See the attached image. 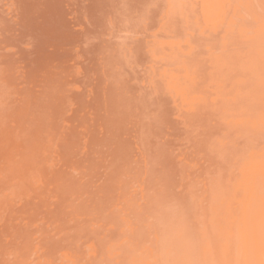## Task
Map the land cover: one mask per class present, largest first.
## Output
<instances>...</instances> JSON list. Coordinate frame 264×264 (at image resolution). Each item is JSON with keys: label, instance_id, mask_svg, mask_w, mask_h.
Here are the masks:
<instances>
[{"label": "rangeland", "instance_id": "rangeland-1", "mask_svg": "<svg viewBox=\"0 0 264 264\" xmlns=\"http://www.w3.org/2000/svg\"><path fill=\"white\" fill-rule=\"evenodd\" d=\"M28 1H32L33 3L30 2V4H29ZM28 1L27 0H0V6H1V8H0V28L2 29V30L0 29V39L2 40V42L0 41V48L4 50L3 51L0 49L1 50L0 51V264H30V263L31 264H57V263L58 264H91L92 262H94L95 264H97V263H99V264H110V263L111 264H141V261L143 264H147V263L148 264H156V262L158 264H161L165 259H166L165 264L167 262H168L167 264H169V263L170 264H177V259L179 260L178 264H180V263L181 264H187L188 262H189L188 264H192V262L194 264L195 263L201 264L202 262H204V264H208V263L212 264V262L214 264H232V263H234V264H236V263L237 264H250V260H251V262L253 260H255L254 262H252V264H264V232H263L264 229H261V228H264V226H261V224L264 225V221H263L264 220V213H263V211H264V193H263L264 192V183H263L264 182V172H263L264 171V165H260L264 161V160L262 161V158H261V157H263V154H264V152L263 153L261 152L262 150H264L263 149L264 140H262V139H264V135L262 137V134L258 133V132H262L264 134V109H263L264 106H262V104L264 103V99H263L264 98V96H263L264 95V92H263L264 91V89H263V86H264L263 85V83H264V43L262 45L260 44L264 40V28H263L264 27V0H259V1L258 0H247V2H244L246 0H244V1L243 0L242 1L241 0H238V1L235 0L236 2L234 0H220V1L219 0H217V1L216 0H166L167 2L165 0H160V1L159 0H132L134 2H131L129 0H123V1H126L127 4H125V2H122V0H119V1L116 0V6L115 7H114L115 0H111V1L110 0H103V1H105L104 4H103V1H101V0H97V3H96V0H94L95 1L94 5H93V0H91V1L90 0H83V1L82 0H37V1L36 0H28ZM89 1L92 3H90ZM108 1H109V3H108L109 5H106V3ZM137 1H139V2H137ZM162 1H164V2H162ZM224 1L226 3H224ZM86 2H88V3H86ZM99 2L103 5V7L101 6V4L100 5L98 4ZM119 2H120V4H119ZM141 2H143V4H141ZM182 2L184 5L182 4ZM240 2H241V4H240ZM254 2L255 3L259 2V3H256V7L254 5ZM43 3H44V5H43ZM78 3L79 4L81 3L80 5H82V6L79 7L80 5ZM82 3L87 4V6L90 3V5L88 6V9H85V8H87V7H85L86 5L82 4ZM34 4H36V5H34ZM164 4H165V6H164ZM227 4H228V7H227ZM233 4H235V5H233ZM237 4H240L242 7H240L238 5L237 6L238 8H236ZM242 4H244V5H242ZM19 5H21V6H19ZM29 5H31V6H29ZM51 5H53V6L50 7ZM92 5L94 7H95V5L98 7H95V9L93 10ZM124 5L127 8H125ZM193 5H195V6H193ZM41 6H43L44 9ZM58 6H59V9H58ZM99 6L102 7V9ZM155 6H156V8H155ZM212 6L213 7L215 6L214 7L215 9ZM233 6L236 9H234ZM25 7L26 8L28 7V8L23 9L24 11H22V8H25ZM30 7H32L34 9V11ZM243 7L245 8L244 11H242ZM45 8H47V9H45ZM51 8H53V10ZM89 8L91 9V11L92 10L94 11V12L92 11L93 13L96 12V9L97 10L99 9L96 12V14H94V16L96 15L97 18L100 17L99 20H97L96 17L93 18L94 21L92 20V17H94V16L91 15L93 13L90 12ZM104 8L107 10L105 12V13H107V15L101 14V13H104V11H105ZM115 8H116V10H115ZM142 8H143V10H142ZM209 8L210 9L212 8L213 10L211 9V11H210ZM239 8H240V10H239ZM257 8H259V9H257ZM125 9H126V12H125ZM47 10H48V12H46ZM49 10H52V11H49ZM80 10L83 12V14ZM86 10H88V11H86ZM109 10H110V13H109ZM122 10H123V12H125V14L122 12ZM181 10H183V11H181ZM257 10H258V12H257ZM259 10H261V11H259ZM18 11L20 12V14H21V12H23V13L20 15L18 13ZM58 11L60 12L61 15L59 14ZM130 11H131V14H130ZM164 11H166V12H164ZM241 11L243 13H241ZM31 12L33 13L34 17H33ZM45 12L47 14H45ZM51 12L53 13V15L51 14ZM88 12L91 13L90 14L91 20L94 22L92 24L93 26H91V23H90V16L87 15ZM121 12H122V14H121ZM208 12H210L212 14L209 15ZM48 13L51 14L52 16H49ZM116 13L118 15L114 16ZM205 13H207L208 15L207 14L205 15ZM249 13H251V14H249ZM238 14H240V15H238ZM119 15H121V16L118 17ZM146 15H148V16H146ZM247 15H248V17H247ZM19 16H21V17H19ZM38 16L40 18L43 16V18L39 19ZM55 16H58L59 19L56 18ZM122 16H123V18H125V20L127 19V17L128 18L134 17V18L127 19L126 20L127 22L130 21V23H128V25H127V24H125V22H126L125 20H124L125 22L122 21V19H123ZM217 16H219V17L217 18ZM229 16H230V18H229ZM234 16L235 17L238 16V17L235 19ZM51 17H53V18H51ZM88 17H89V20H88ZM116 17H118V18H116ZM140 17L141 18L143 17L142 20ZM244 17H245V20H247V21L244 20ZM5 18H7V19H5ZM79 18H80V21H79ZM160 18H161V20H160ZM231 18L233 20H230ZM240 18L242 19V21ZM252 18H254V19H252ZM50 19H52L51 22H50ZM118 19L120 20V22ZM135 19H136V21H135ZM223 19H224L225 23L223 22ZM45 20H48V22ZM54 20H55V22H54ZM95 20H97L98 24H96ZM213 20H215L216 22ZM43 21H44V24H43ZM232 21H234V22L236 21V22L232 23ZM237 21L239 23H237ZM259 21H260V23H259ZM33 22H34V24H33ZM49 22H50V24L52 23L51 25L53 27H51L49 25ZM53 22L55 24L57 22V24L55 25ZM137 22L139 24H137ZM249 22H252V25L249 24ZM6 23H8V25ZM38 23H39V25H40V23H42V24L40 26H38ZM45 23H46V25H45ZM214 23L217 25H215ZM219 23L221 25H219ZM245 23H247L248 25ZM30 24H31V26H30ZM35 24H36V26H35ZM53 24L55 25V28H54ZM95 24L96 25L100 24L101 26H103V28L100 25L98 28V26H96ZM116 24L117 25L119 24L120 27L117 26ZM226 24H228V27ZM233 24L234 25L236 24V25L234 26ZM135 25H136V27H135ZM258 25L259 26L261 25L262 27L261 26L259 27ZM45 26H48L49 29ZM90 26H91V28H90ZM94 26L97 27L98 29L94 28ZM121 26H123L124 28ZM127 26L128 27L130 26L129 28H131L133 26V28H131L130 31H128L129 28ZM206 26H208V27H206ZM231 26L234 27V29H232ZM240 26H242V27H240ZM248 26H249V28H248ZM253 26H255V28ZM33 27H34V29H33ZM125 27H126V29H125ZM140 27H141V29H140ZM223 27H224V29L226 27L227 28L224 30ZM121 28H123V29H121ZM210 28H212V30ZM228 28H231V30H229ZM241 28L243 29V31L245 29H247L244 32H247L248 30L250 32L248 31L247 33L244 34V32L242 31ZM40 29L41 30L44 29V31H41ZM87 29L89 31H87ZM90 29H92V30H90ZM104 29L106 30V32ZM251 29L253 32L251 31ZM255 29H256V32L254 31ZM35 30H38V31H35ZM69 30L70 31L72 30L71 31L72 33ZM93 30H95V31L97 30L96 33ZM123 30H125L124 33H122ZM126 30H127V32H126ZM215 30H217V31H215ZM236 30L241 31V34H243V36H241V34L239 35L238 33H240V32H238ZM61 31L63 34H65V33L66 34L65 35L61 34ZM229 31H230V33L233 32V34H232L233 36L230 34L228 35ZM120 32H121V35H120ZM47 33H50V34L48 35ZM114 33H116V34H114ZM249 33H251L252 35L251 34L249 35ZM42 34L45 35V37L50 38V40H46L44 42L45 37L41 36ZM46 34H47V36H46ZM117 34H119L118 35L119 38H117ZM136 34H137V36H134ZM256 34H259V35L257 36ZM100 35H102V36H100ZM124 35H126V36H124ZM130 35H131V37H130ZM246 35H249V36L247 37ZM121 36H123L124 38L126 37V38L124 39ZM33 37H35L34 38L35 40L33 39ZM36 37H38V38H36ZM43 37H44V39H43ZM120 37L122 39H120ZM243 37H245V38H243ZM51 38L53 39L52 41H51ZM54 38L59 40V41L56 40L57 42H55ZM130 38L132 41H130ZM132 38H135V39H132ZM242 38L244 40H242ZM38 39L43 43L39 42ZM42 39H43V41H42ZM160 39H161V42H160ZM220 39H221V41H220ZM8 40H9V43H8ZM93 40H94V42H93ZM124 40H125V42H124ZM229 40L231 41L232 44L230 43ZM248 40H249V42H248ZM153 41L156 43H154ZM95 42H97V43H95ZM128 42H131V43H128ZM242 42H245L248 45L252 43L254 45V47L252 48L251 45H249V47H247L248 45L245 43H242ZM42 44H44V45H42ZM97 44H99V46H97ZM162 44H164V45H162ZM39 45H40V47H39ZM46 45H48L50 48ZM153 45H154V47H153ZM156 45H157V47H156ZM259 45H261V46H259ZM95 46L97 49H94ZM110 46H112V47H110ZM131 46H132V48H131ZM262 46H263V48H262ZM92 48H93V50H92ZM128 48H130V49H128ZM151 48L153 51L152 50L150 51ZM246 48H248V49H246ZM90 49L93 51V53H90V51H91ZM120 49L122 51H120ZM139 49H140V51H139ZM154 49H155V52H154ZM257 49H258V51H257ZM259 49L262 51H259ZM184 50H185V52H184ZM188 50H190V51H188ZM217 50H219V51H217ZM223 50H226V51H223ZM94 52H95V56H96L97 60L95 59V56L93 55ZM151 52H154V53H151ZM208 52H210V53H208ZM223 52L224 53L226 52V53L224 54ZM3 53H5V54H3ZM139 53H140L141 57H140ZM23 54H24V57H23ZM82 54H83V56H82ZM117 54H118V56H117ZM162 54H163V57H162ZM126 55H127L126 59H129L128 61L125 59ZM213 55H215V56H213ZM63 56L64 57L67 56V57L64 58ZM69 56H71V57L69 58ZM85 56H87V57H85ZM176 56H177V58H176ZM216 56H217V58H216ZM15 57H18V58H15ZM132 57H134V58H132ZM219 57H220V60H219ZM38 58H39V60H38ZM123 58L125 61H123ZM120 59L122 62H119ZM216 59H218V60H216ZM222 60H223V62H222ZM1 61H3V62L1 63ZM79 61H81V62H79ZM135 61H138V62H135ZM209 61H211V62H209ZM11 62H13V63H11ZM89 62H91V63H89ZM124 62H126V63H124ZM196 62L198 63V65ZM221 62H222V64H221ZM229 62H231L232 64ZM42 63H43V65H42ZM127 63H129V64H127ZM165 63H167V64H165ZM219 63H220V65H219ZM120 64H121V66H120ZM36 65L39 67H37ZM130 65H131V68H130ZM148 65H149V67H148ZM188 65H190V66H188ZM215 65H218V66L216 67ZM241 65H243V66H241ZM93 66H94V69H93ZM126 66H127V68H126ZM224 66H225V68H224ZM239 66H240V68H239ZM241 67H243V68H241ZM246 67H248V68H246ZM166 68H167V70H166ZM180 68H181V70H180ZM182 68H184L185 71H183L184 69H182ZM189 68L190 69L192 68V70H190ZM79 69H80V71H79ZM218 69H220V71ZM33 70L35 73L33 72ZM39 70L41 71L40 73H39ZM116 70H118V71H116ZM124 70H126V71L124 72ZM129 70L133 71V73ZM229 70H230V72H229ZM210 71H211V73H210ZM113 72H116V73H113ZM210 74L212 75V77L213 76L214 77L211 78ZM215 74L218 78L215 76ZM180 75H182V76H180ZM244 76H245V78H244ZM257 77L260 78L261 80L257 79ZM33 78H34V80H33ZM229 78H231V79L229 80ZM212 80H214V81H212ZM233 80L235 82L237 81L238 84L234 83ZM238 81L242 82V84H240ZM261 81H262V83H261ZM152 82L155 85H152ZM211 83L216 84L215 85L216 87H214V85ZM209 84H211V85H209ZM223 84H224V86H223ZM232 84H233V86H232ZM237 85L240 88H238ZM258 85H260V86H258ZM76 87H78V88H76ZM79 88H80V90H79ZM212 88L214 90H212ZM229 88H231L232 90ZM237 88H238V90H237ZM75 89H77V90H75ZM245 90H247V91H245ZM187 92L189 93V95L186 94ZM233 92H234V94H236V96L238 93V96H237L238 100L233 99V98H235V95H234V97H231V95L233 96ZM240 92H241V94H240ZM242 92H244V93L248 92V94L246 95V93H245V95H244V93H242ZM179 93H180V95H178ZM156 94H157V96H156ZM242 94H243V97L240 96ZM256 94H257V98L255 97ZM261 95H262V97H261ZM186 96H188V97H186ZM195 96H197V97H195ZM220 96H222L221 97L222 99L220 98ZM253 96H254V99L256 98V100L252 99ZM228 97L229 98L231 97L230 98L231 100H229ZM195 98H196V100H195ZM241 99H243V100H241ZM244 99L246 100V102L244 101ZM235 100H236V102H235ZM212 101L214 104L212 103ZM232 101H234V103ZM76 102H78V103L76 104ZM247 102H250V103H247ZM203 104H205V105H203ZM223 104H226V105L224 106ZM228 104H229V106H227ZM239 105H240V107H239ZM246 105L248 108L247 111L244 109V107L246 108ZM256 105H257V107H256ZM204 106H205V108H204ZM241 106H242V108H241ZM250 106H252V107H250ZM217 108L221 109V110H218ZM239 108H241L242 111ZM249 108L251 109V111ZM256 108H257V111H256ZM231 109H233V110L239 109V111L235 112L232 110L233 112H231ZM258 109H259V112H258ZM144 110H146V111H144ZM252 110H253V113L259 115L257 117V119H256L255 115H253L255 117V119L252 116V114H253ZM213 111L214 112L220 111V112L214 113ZM226 111H228L230 113L228 114V112H226ZM224 112H226L225 115L223 114ZM240 112H241V114H240ZM243 112H245L246 114L242 115ZM237 113H239V114L236 116L239 118L234 117L235 114H237ZM250 113H251V115H250ZM152 115H153V117L154 116L155 117L152 118ZM229 115L230 116L233 115L231 118H236V120L235 119L231 120V118L229 119V117H228ZM249 115L252 117L249 118ZM218 116L220 117L219 120H218ZM241 116H243V117H241ZM9 117H10V119H9ZM224 117H227L226 118L227 120H225ZM143 118L145 121L143 120ZM145 118H147V119H145ZM251 118L254 119V122ZM239 119H241V120H239ZM9 120L11 122H9ZM222 120L223 121L225 120L224 121V122H226L225 125H224V122H223V124H221ZM249 120H250V123L248 122ZM232 121H234L233 126H232ZM229 122L231 124H229ZM73 123H75V124H73ZM238 124H240L241 127ZM261 124L263 127L261 126ZM199 125H200V127H199ZM121 126H123V128ZM232 127H234V128H232ZM243 127L246 129H242ZM154 128H155V130H154ZM239 128L241 131H238ZM248 128H249V130H248ZM254 128H255V130H254ZM229 129H230V131H229ZM222 130H224V131H222ZM243 130L248 131L249 132L248 134H250L252 132V134H250L251 136H248V134H246L247 132L243 131ZM101 131H102V133H101ZM222 132L227 133V134H223ZM241 132H244L243 134H246V136L242 135ZM238 133L241 134V137ZM192 134H194V135H192ZM229 134H230V136H229ZM234 134H235V136H234ZM256 134L257 135L259 134V139H257L258 136H256ZM222 135H224V136L227 135V136H225V138H224ZM216 136H217V138L219 137L220 138L219 140H221V141L216 140V143L219 141L218 142L219 144L218 143L212 144V143H215L214 142L215 140L213 139V137L215 138ZM237 136H239L240 138L237 139ZM135 137H136V139H135ZM200 137H202V138H200ZM222 137L224 139H222ZM229 137L232 139L229 140ZM233 137L234 138L236 137V140L233 139ZM242 137H244V138H242ZM246 137L251 138L255 143L259 142L260 145L259 144L253 145L254 142L253 143L250 142L251 145L245 144V142H247V141H245L247 139ZM227 138H228V140H227ZM251 139H247V140L252 141ZM225 140L228 141V143H230L234 147H232L231 145H227V142H225ZM234 140L236 141V143ZM238 140H240V141H238ZM242 140H244V141H242ZM259 140H262L263 142L259 141ZM138 141H140V142H138ZM230 141H232V142H230ZM210 142H211V144H210ZM220 142H221V144H220ZM233 143H235L236 145H233ZM222 144H223V148H221ZM241 144L245 145V146H242ZM248 144H249V142H248ZM261 144L263 145V147ZM219 146H221L220 149H219ZM236 146L240 147V148H237ZM248 146H250V147L248 148ZM254 146H258L259 148L254 147ZM210 147H211V149H210ZM233 148H235L237 151ZM242 148H244V150H245V148H248V150L250 148H251L250 150H252V148H253L254 150H252V151L249 150L250 152L246 150L247 154L245 152H244L245 154L244 153L241 154L244 151ZM256 148H258V149H256ZM214 150H215V152L217 151V153H219V154L221 152L223 154V152H224L225 155L222 156V155H218L217 153L215 154ZM219 150H221V151H219ZM227 150H228V152H227ZM232 150H234V152ZM255 150H256V152H255ZM258 150H260V152ZM211 151H213V152H211ZM257 151H258V153H257ZM251 152H252V154H250ZM211 153H213V154H211ZM248 153H249V155H248ZM231 154L236 155L234 157L235 159L237 157H239V155H240V157L245 155L242 158L243 160L241 159V162L244 161L243 166L246 165L244 167V169H243V166L241 165L243 163H241V162L239 163L240 159L237 158L238 159L237 160L238 162H237L236 160H234L233 155H231ZM256 154L260 155V158ZM217 155L220 156V158L223 157V159L222 158L220 159ZM226 155H227V157H226ZM251 155H252V157H251ZM253 155L254 156L256 155V156L254 157ZM257 157L259 159V160L257 159L259 162L256 160ZM227 158H230V160ZM250 158H255V160H256L255 163H257V165L254 163L255 160L254 159L250 160ZM68 159H69V161H68ZM263 159H264V157H263ZM223 160H226V162ZM233 160H234V164L236 162L238 163V164L236 163L237 165L235 164L236 165V167L234 166L235 168H233V166H232L233 164H231V162H233ZM260 160L262 162H260ZM228 161H229V164H228ZM193 163H195V164L192 165ZM247 163H248V165H247ZM249 164L252 166L250 167ZM258 164L260 165V167ZM262 164H264V163H262ZM204 165H205V167H204ZM61 166H62V168H61ZM231 166H232V170H231L232 172L229 171L231 168L229 170H227ZM238 166H241V169H240V167L237 169ZM257 166H258V168H257ZM248 167L250 170H247ZM210 168L212 171L210 170ZM253 168H255V169H253ZM224 169H226V170H224ZM258 169H259V171H258ZM238 170L241 171V174H240V172H238ZM159 172H162V174ZM216 172H221L222 177H219L221 175V173H219L220 174L219 175ZM215 174H217L219 179H221V182L220 181L218 182L219 184L217 183V181L219 179L217 178V176H214ZM209 175H210V177H209ZM149 176H150V178H148ZM228 176L230 178L229 179L230 182L227 178ZM235 176H237L238 178ZM187 177L189 179H187ZM233 177H234L235 182L237 184L234 182ZM208 178L209 179L211 178L212 181L208 180ZM236 178H237V180H236ZM256 178H257V181H256ZM180 179H182V180H180ZM259 179H260V181H258ZM167 180H169V181H167ZM213 180L214 181L216 180V181L214 182ZM240 180H242V182ZM245 180H246V182H245ZM261 180L263 182H261ZM232 181L236 187H234V185H232L233 184ZM199 182H201V183H199ZM224 182L228 183V184L225 183L226 185H228V187L224 184ZM259 182H261L260 183L261 185H259ZM212 183H217V185L214 184L217 186V188L215 186L214 189H218L221 185L223 189L225 188L224 192L227 188H228L227 190L231 191L230 189L233 187L232 193H235V195L234 194H233V196H232V194L230 195L231 192H229V191L227 192V190L225 193H221V192H223V190H221V187L219 188L220 190H217L218 192L215 191L213 189L214 185ZM207 184L208 185L212 184L213 186L210 185L211 190L213 189L214 192H217L219 194L217 195V193H214V192H212L214 195L212 193L210 194L209 193L210 187H207L208 186ZM195 185H196V187H195ZM229 185H231V187ZM157 186H158V188H157ZM141 187L142 188L144 187V188L141 189ZM256 187H257V190H256ZM130 189H131V191H130ZM136 189H138V190H136ZM199 189L204 190V191H201ZM233 189H235V190H233ZM160 190H161V192H160ZM238 190H240V191L238 192ZM259 190L260 191L263 190V191L260 192ZM147 191H149L150 193H148ZM234 191H236V192H234ZM245 192L246 193L249 192V193L244 195ZM203 193H204V195H202ZM228 193L230 196L227 195ZM256 193H257V196H256ZM220 194H222L223 197H226V198L222 197L223 204L220 202L224 208L227 205L226 210L223 207H222L223 208L222 209L221 206L219 207L220 203L217 202V201H219L217 199H220V201H221ZM262 194H263V196H262ZM201 195H202V197H201ZM211 195H213L212 201L214 200L213 198H216L215 202L210 201ZM147 196L150 199H148ZM156 196L158 197V199L160 197H162V198H160L158 200ZM166 196H168L167 197L168 199L166 198ZM217 197H219V198H217ZM237 197L240 200H238ZM258 197H260V198H258ZM144 198H146L147 200H145ZM227 198H228V200H226ZM242 198L246 199V200H242ZM197 199H200V200H197ZM223 199H225L227 202V204L225 206H224V200ZM248 199H250L251 201L249 202ZM260 199L262 201L261 202L262 206L259 205ZM138 201H139V203H138ZM169 201H170V204H172L171 202L174 201L172 204L173 207L176 204V207L173 208L174 212H175L177 205H178V208L180 209L179 213H177L178 215L176 213L175 214L172 213V215L170 213H165V211L167 212L166 209H165V211L163 210L165 214H162V212H161L162 209H160V208H162L164 205L167 206V209L168 208L170 209L169 206H171V205L168 204ZM199 201H200V203H199ZM209 201L212 203H208ZM230 201H232V202H230ZM246 201H248L251 205L253 204L252 206L254 209L252 208V206H250V204H246L247 203ZM175 202H177V203H175ZM204 202H207V203L203 205ZM238 202L240 204H243L242 206L245 209H243V207L238 205ZM256 202H257V204H254ZM130 203H131V205H130ZM154 203H155V206H154ZM236 203H237V206H236ZM138 204H139V206H138ZM181 204H182V206H181ZM208 204H210V205H208ZM188 205L191 207H189ZM211 205H213V207ZM215 205H217V206H215ZM165 206H164V208H166ZM233 206L235 208H233ZM257 207L258 208L260 207V208L258 209ZM262 207H263V210H262ZM182 208L183 209L185 208L186 211L183 210ZM236 208H238V210L240 208V210L237 211L238 212L237 215H236ZM138 209L140 210V212L138 211ZM159 209H160V211H159ZM181 209H182V211H181ZM173 210H171V211H173ZM227 210H229V212H228L229 214L231 213L230 216L233 215V213L235 212L234 213L235 215L233 216L234 219L232 218V216L229 217ZM247 210H248V214L246 213ZM168 211L170 212V210H168ZM180 211H181V213H180ZM198 211H199V213H198ZM217 211H218V213H220V215L216 213ZM221 211L223 213L225 211L223 216L221 214L222 213ZM230 211H232L233 213ZM249 211L251 212L252 215L249 213ZM255 211H257V212H255ZM182 212H184V213H182ZM211 212H213L212 215H210ZM253 212H254V214H253ZM140 213H141V215H140ZM157 213L158 214L161 213V215H158ZM215 213L217 214V217H213L214 215L216 216ZM261 213L263 215H261ZM153 214H154V216H153ZM169 214L172 217H176V218L173 219L171 216H169ZM173 214L177 215V216H174ZM182 214L185 215L184 216L185 218H183V219H182V216H183ZM190 214H191V216H190ZM255 214H256V216H255ZM138 215H140V216H138ZM155 215H157L159 217L158 220H160V222L155 221L157 219L156 218L157 216L155 217ZM179 215H181V216H179ZM203 215H205V216H203ZM209 215L211 218L209 217ZM218 215H219V219H221V218H224V219L217 221ZM224 215H225V217H224ZM226 215H228V216H226ZM200 216L202 217V220H201ZM245 216L247 217V219L248 218L249 219L247 220ZM257 216H258V218H257ZM260 216H263V217L260 218ZM57 217H58V219H57ZM154 217H155V219H153ZM163 217H165L167 219V221ZM169 217H170V219H168ZM177 217L181 218L180 220H182L183 224H182V222L178 221L179 218L177 219ZM241 217H243V219ZM254 217H256V218H254ZM130 218L133 220V222ZM149 218H150V220H149ZM162 218L164 219V223H167L170 220L167 223V226L169 228H167L166 225H164L165 228H163L161 226V224L163 225V222H162L163 219ZM212 218H214L215 220ZM225 218H228V219H225ZM239 218H240V220H239ZM146 219H148L147 221H148L149 225H148ZM192 219H194V220H192ZM209 219L211 220L210 222L215 221L216 225L213 224L214 222L210 223ZM230 219L233 221L232 227L234 225L236 226L235 229H234L235 226L233 228H231V226L228 224ZM236 219H237V221L239 220L241 224L239 222H235ZM255 219L257 220V222H255L256 221ZM196 220H199V221H196ZM223 220L225 222L221 223V221H223ZM243 220H245V221H243ZM250 220H251V222H250ZM191 221H193V223ZM216 221L220 222L219 223L220 225L218 223H216ZM227 221H228V223H226ZM118 222L122 223V224H118ZM154 222H157V224ZM184 222H185V224H184ZM203 222H204L205 226L202 225ZM208 222L212 226L210 224H208ZM248 222H250L249 226H248ZM40 223H42V224L40 225ZM127 223H128V225H127ZM137 223H139V224H137ZM169 223L170 224L172 223V224L169 226ZM175 223H177V224L180 223L179 225H181V226L187 225L186 227L190 228V229H187L186 227L183 226V227L178 228L176 230L175 227H178L179 225L173 226V224H175ZM224 223L227 225H225ZM230 223H231V221H230ZM237 223H239L242 226L238 225ZM158 224H160L159 229H158ZM252 224H254V225H252ZM223 225H225V226H223ZM160 226L162 228H160ZM214 226H218L217 228H215L216 230L214 228H212ZM88 227H90V228L88 229ZM118 227H120V228L118 229ZM135 227H137V228H135ZM226 227H228L229 230H232L234 232H231V231L229 232V230L227 231L228 228H226ZM238 227L240 230H237ZM240 227H242L243 230ZM245 227H247V228H245ZM152 228H153V230H152ZM184 228H185V230H184ZM203 228H204V230H203ZM165 229H166V231L164 232ZM172 229L176 230L177 232L176 231L173 232ZM253 229H256V230L254 231ZM183 230L185 231V233L183 232ZM214 230L216 232L218 231L217 235H216V232ZM221 230L223 231L222 233L225 235H222V233H220V238L218 239L217 237H219V231L221 232ZM246 230H247V232H246ZM71 231H72V233H71ZM152 231H153V233H152ZM113 232H115V233H113ZM139 232H140V234H139ZM167 232H169V233H167ZM171 232H173V233H171ZM212 232H214L215 234ZM224 232H226L228 234V236ZM161 233L163 234V236L166 233L164 238L161 237V239L163 238V240H164V239L168 238L167 239L168 242L166 240H164V241L160 240L159 236H162ZM176 233H179L181 236H178L179 234L177 235ZM168 234H170V235L168 236ZM187 234H189V235H187ZM237 234H239V235H237ZM130 235H131V237H130ZM151 235H153V236L150 237ZM221 235H222V237H221ZM233 235H235V236H233ZM240 235L243 237H241ZM92 236H94L95 239ZM141 236H143V237H141ZM166 236H167V238H166ZM172 236H175L176 238H174ZM183 236L185 238H187V240H189V238L192 239V241L189 240V244L185 243L186 247L188 245H190V243L192 244L191 245L192 248H191V246L190 247L188 246L187 252L185 251V249H186L185 246H183L184 242H187V240L185 241L184 240L185 238H183ZM188 236H189V238H188ZM224 236H225V238H224ZM181 237H182L183 241H182ZM228 237L229 238L232 237V238L229 239ZM127 238H128V240H126ZM149 238H152L151 239L152 241H150ZM198 238H199V240H198ZM222 238H224V239H222ZM227 238H228V241L226 240ZM239 238H242V239H240L241 241L239 240ZM111 239H113V240H111ZM140 239H142V241ZM172 239H173V241H172ZM232 239H235L236 241H234ZM158 240L162 241L164 243L159 242ZM205 240L207 242L209 241L210 245L208 242V246H205V245H207V244H205V242H206ZM224 240H226V242H224ZM34 241H35V243H34ZM179 241H181L180 242L182 244L181 246L179 245L180 243H175V242H179ZM221 241L223 242L222 245H221ZM95 242H96V244H94ZM142 242L144 244H141ZM146 242H147V244L149 243L148 246H147ZM202 242H204V243H202ZM174 243H175V246H174ZM193 243H194V245H193ZM227 243H229L230 245H227ZM240 243H242V244H240ZM253 243H255V244H253ZM97 244L100 245V247H98ZM138 244H139V246H138ZM163 244H165V246L170 244V247L169 248L166 247V250L161 249V251H160V249H159L160 246L165 248ZM238 244H240L241 246ZM243 244H244V246H243ZM251 244H252V246H251ZM88 245H90V246L88 247ZM178 245L182 248H179ZM219 245H221V246H219ZM171 246L174 248L172 249ZM176 246H178L177 247L178 250H176L177 249ZM193 247L194 248L196 247L195 248L196 250ZM197 247H200V249ZM206 247H208L209 249L207 250ZM104 248L106 250H104ZM129 248L131 250H129ZM149 248H150V251H149ZM167 248H168V251L170 250V253L168 252L167 256H170L172 254V252H178L179 255H178V253H173V255L176 254L178 256V258L176 257V255H174L175 257L171 255L170 256L171 259L169 258V260H168V257L164 256L165 254H167L166 253ZM189 248L191 249V251ZM203 248L206 251H204ZM249 248H250V250H249ZM113 249H115V250H113ZM118 249H120V251ZM171 249H172V252H171ZM193 249L195 252L192 251ZM220 249H222V250H220ZM179 250H181V254L184 253V251H185L186 255H185V253L181 255ZM209 250H212V252ZM40 251H41V253H38ZM92 251L94 252V254ZM98 251H100V252H98ZM164 251H165V254H162ZM203 251L206 254H204ZM208 251L210 253L209 255H208ZM213 251H214V253H213ZM220 251H224L227 255L224 252H223V254H224L223 255L222 252L220 253ZM238 251H240V252H238ZM33 252H35V253H33ZM67 252H69V253H67ZM138 252H140V253H138ZM190 252L192 254H190ZM31 253H33V254L31 255ZM87 253H89V254H87ZM187 253L189 255L188 257H187ZM250 253H252V255ZM104 254H105V256H104ZM160 254H162V256H160ZM220 254L222 255V258H221ZM202 255L205 257H203ZM253 255H254V257H253ZM118 256H119V258H118ZM147 256H148V258H147ZM163 256H164V258L161 261V258ZM181 256H183V257H181ZM224 256L226 258H224ZM30 257H32V258L30 259ZM179 257H180V259H179ZM189 257H191V258H189ZM197 257H198V261L196 260ZM236 257H238V258H236ZM98 258H100V259L97 260ZM115 258H116V260H115ZM149 258H151L153 261H151ZM181 258H183V261ZM188 258H189V260H187ZM192 258H193V261H191ZM235 258L237 261H238V259H240L239 262H237L235 260ZM28 259L32 260V261L30 262ZM102 259H103V261H102ZM128 259H130V261ZM57 260H59V261H57ZM84 260H85V262H84ZM90 260H92V261H90ZM111 260H113V261H111ZM145 260H148V261H145ZM174 260H176V261H174ZM180 260H181V262H180ZM245 260H246V262H245ZM117 261H118V263H117ZM171 261L173 263H171ZM247 261H249V262H247ZM126 262H128V263H126ZM94 263H92V264H94Z\"/></svg>", "mask_w": 264, "mask_h": 264}, {"label": "bare ground", "instance_id": "bare-ground-1", "mask_svg": "<svg viewBox=\"0 0 264 264\" xmlns=\"http://www.w3.org/2000/svg\"><path fill=\"white\" fill-rule=\"evenodd\" d=\"M27 1H28V0H27ZM36 1H37V0H36ZM82 1H83V0H82ZM90 1H91V0H90ZM90 1H89V2H90ZM101 1H103V0H101ZM101 1H100V2H101ZM110 1H111V0H110ZM118 1H119V0H118ZM129 1L134 2V1H132V0H129ZM159 1H160V0H159ZM165 1H166V0H165ZM216 1H217V0H216ZM216 1H215V2H216ZM219 1H220V0H219ZM234 1H235V0H234ZM236 1H238V0H236ZM236 1H235V2H236ZM241 1H242V0H241ZM243 1H244V0H243ZM258 1H259V0H258ZM19 2H20V1H19ZM30 2H32V1H28L29 4H30ZM42 2H43V1H42ZM45 2H46V1H45ZM76 2H77V1H76ZM79 2H80V1H79ZM94 2H95V1L93 0V5L95 4ZM100 2L98 3L99 5L102 3V2H101V3H100ZM104 2H105V1H103V4H104ZM122 2H125V4H127L126 1H123V0H122ZM137 2H139V1H137ZM143 2H144V1H143ZM143 2H141V4H143ZM162 2H164V1H162ZM166 2H167V1H166ZM184 2H185V1H184ZM244 2H247V0L244 1ZM32 3H33V2H32ZM86 3H88V2H86ZM90 3H92V2H90ZM90 3H89V5H90ZM96 3H97V0H96ZM108 3H109V1L106 3V5H109ZM129 3H130V2H129ZM175 3H176V2H175ZM187 3H188V2H187ZM203 3H204V2H203ZM208 3H209V2H208ZM210 3H211V2H210ZM220 3H221V2H220ZM224 3H226V2L224 1ZM237 3H238V2H237ZM252 3H253V2H252ZM256 3H259V2H256ZM256 3L254 2L255 7H256ZM16 4H17V3H16ZM24 4H25V3H24ZM37 4H38V3H37ZM78 4H79V3H78ZM80 4H81V3H80ZM80 4H79V5H80ZM82 4H85V3H82ZM98 4H97V5H98ZM114 4H115V5H114ZM114 4H113V5H114V7H115V6H116V0H115V3H114ZM119 4H120V2H119ZM122 4H123V3H122ZM133 4H134V3H133ZM168 4H169V3H168ZM182 4H183V2H182ZM190 4H191V3H190ZM229 4H230V3H229ZM240 4H241V2H240ZM240 4H237V5H236V8H238V7H237L238 5H239L240 7H242ZM245 4H246V3H245ZM21 5H22V4H21ZM21 5H19V6H21ZM32 5H33V4H32ZM34 5H36V4H34ZM43 5H44V3H43ZM85 5H86L85 7H87V8H85V9H88V6H89V5H88V6H87V4H85ZM93 5H92V6H93ZM106 5H105V6H106ZM117 5H118V4H117ZM131 5H132V4H131ZM183 5H184V4H183ZM212 5H213V4H212ZM224 5H225V4H224ZM233 5H235V4H233ZM242 5H244V4H242ZM250 5H251V4H250ZM250 5H249V6H250ZM29 6H31V5H29ZM45 6H46V5H45ZM52 6H53V5H51L50 7H52ZM75 6H76V5H75ZM81 6H82V5H80L79 7H81ZM101 6L103 7L102 4H101ZM118 6H119V5H118ZM124 6H125V5H124ZM133 6H134V5H133ZM164 6H165V4H164ZM167 6H168V5H167ZM170 6H171V5H170ZM193 6H195V5H193ZM216 6H217V5H216ZM222 6H223V5H222ZM16 7H17V6H16ZM22 7H23V6H22ZM41 7H43V6H41ZM48 7H49V6H48ZM50 7H49V8H50ZM90 7H91V6H90ZM95 7H98V6L95 5ZM95 7L93 6L92 9L94 10ZM99 7H100V6H99ZM102 7H100V8L102 9ZM109 7H110V6H109ZM130 7H131V6H130ZM212 7H213V6H212ZM214 7H215V6H214ZM214 7H213V8H214ZM227 7H228V4H227ZM245 7H246V6H245ZM262 7H263V6H262ZM0 8H1V6H0ZM14 8H15V7H14ZM27 8H28V7H27ZM27 8H26V7H25V8H22V11H24L23 9H27ZM30 8H32V7H30ZM30 8H29V9H30ZM121 8H122V7H121ZM125 8H127V7L125 6ZM148 8H149V7H148ZM155 8H156V6H155ZM166 8H167V7H166ZM181 8H182V7H181ZM222 8H223V7H222ZM233 8L236 9L234 6H233ZM251 8H252V7H251ZM260 8H261V7H260ZM32 9H33V8H32ZM37 9H38V8H37ZM43 9H44V7H43ZM45 9H47V8H45ZM51 9L53 10V8H51ZM58 9H59V6H58ZM74 9H75V8H74ZM74 9H73V10H74ZM79 9H80V8H79ZM79 9H78V10H79ZM89 9H90V8H89ZM104 9H105V8H104ZM113 9H114V8H113ZM119 9H120V8H119ZM132 9H133V8H132ZM136 9H137V8H136ZM144 9H145V8H144ZM157 9H158V8H157ZM202 9H203V8H202ZM209 9H210V8H209ZM211 9H212V8H211ZM211 9H210V11H211ZM214 9H215V8H214ZM244 9H245V8L243 7V10H242V11H244ZM255 9H256V8H255ZM255 9H254V10H255ZM257 9H259V8H257ZM16 10H17V9H16ZM41 10H42V9H41ZM52 10H49V11H52ZM83 10H84V9H83ZM93 10H92V11H93ZM98 10H99V9H98ZM98 10L96 9V12H97ZM115 10H116V8H115ZM142 10H143V8H142ZM146 10H147V9H146ZM165 10H166V9H165ZM212 10H213V9H212ZM239 10H240V8H239ZM247 10H248V9H247ZM20 11H21V10H20ZM33 11H34V9H33ZM42 11H43V10H42ZM44 11H45V10H44ZM76 11H77V10H76ZM80 11H81V10H80ZM86 11H88V10H86ZM92 11H91V9H90V12H92ZM106 11H107V10L105 9L104 13H101V14H103V15H104V14L107 15V13H105ZM174 11H175V10H174ZM181 11H183V10H181ZM204 11H205V10H204ZM224 11H225V10H224ZM242 11H241V13H243ZM259 11H261V10H259ZM25 12H26V11H25ZM40 12H41V11H40ZM46 12H48V10H47ZM46 12H45V14H47ZM58 12H59V11H58ZM81 12H82V11H81ZM81 12H80V13H81ZM93 12H94V11H93ZM93 12H92V13H93ZM96 12L93 13V14H91V13L88 12V14H87V15L90 16V23H91V26H93V25H92V24L94 23V22H93V21H94L93 18L96 17V15L94 16V14H96ZM111 12H112V11H111ZM119 12H120V11H119ZM122 12H123V10H122ZM122 12H121V14H122ZM125 12H126V9H125ZM125 12H123V13L125 14ZM127 12H128V11H127ZM155 12H156V11H155ZM164 12H166V11H164ZM253 12H254V11H253ZM257 12H258V10H257ZM18 13L20 14L19 11H18ZM22 13H23V12H21V14H22ZM31 13H32V12H31ZM37 13H38V12H37ZM49 13H50V12H49ZM49 13H48L49 16H52V15H53L52 12H51L52 15L49 14ZM109 13H110V10H109ZM132 13H133V12H132ZM135 13H136V12H135ZM208 13H209V15L212 14V13H210V12H208ZM218 13H219V12H218ZM261 13H262V12H261ZM21 14H20V15H21ZM25 14H26V13H25ZM59 14H60V12H59ZM82 14H83V12H82ZM90 14H91L92 16H94V17H92V20H93V21L91 20V15H90ZM97 14H98V13H97ZM130 14H131V11H130ZM138 14H139V13H138ZM156 14H157V13H156ZM181 14H182V13H181ZM206 14H207V13H205V15H206ZM222 14H223V13H222ZM244 14H245V13H244ZM249 14H251V13H249ZM259 14H260V13H259ZM16 15H17V14H16ZM32 15H33V13H32ZM40 15H41V14H40ZM60 15H61V14H60ZM73 15H74V14H73ZM116 15H118V14L116 13L114 16H116ZM126 15H127V14H126ZM152 15H153V14H152ZM171 15H172V14H171ZM207 15H208V14H207ZM220 15H221V14H220ZM233 15H234V14H233ZM238 15H240V14H238ZM98 16H99V15H98ZM120 16H121V15H119L118 17H120ZM123 16H124V15H123ZM123 16H122V18H123ZM132 16H133V15H132ZM138 16H139V15H138ZM146 16H148V15H146ZM221 16H222V15H221ZM224 16H225V15H224ZM243 16H244V15H243ZM243 16H242V17H243ZM249 16H250V15H249ZM252 16H253V15H252ZM3 17H4V16H3ZM3 17H2V18H3ZM19 17H21V16H19ZM22 17H23V16H22ZM24 17H25V16H24ZM31 17H32V16H31ZM33 17H34V15H33ZM38 17H39V16H38ZM55 17L58 18V16H55ZM59 17H60V16H59ZM77 17H78V16H77ZM80 17H81V16H80ZM118 17H116V18H118ZM150 17H151V16H150ZM163 17H164V16H163ZM192 17H193V16H192ZM218 17H219V16H217V18H218ZM231 17H232V16H231ZM237 17H238V16H236V17L234 16L235 19H236ZM247 17H248V15H247ZM250 17H251V16H250ZM42 18H43V16H42L41 18L39 17V19H42ZM46 18H47V17H46ZM51 18H53V17H51ZM75 18H76V17H75ZM82 18H83V17H82ZM96 18H97V17H96ZM99 18H100V17H99ZM99 18H97V20H99ZM129 18L132 19V18H134V17H129ZM129 18L127 17V19H129ZM140 18H141V17H140ZM142 18H143V17H142ZM142 18H141V20H142ZM167 18H168V17H167ZM181 18H182V17H181ZM202 18H203V17H202ZM229 18H230V16H229ZM229 18H228V19H229ZM5 19H7V18H5ZM26 19H27V18H26ZM26 19H25V20H26ZM44 19H45V18H44ZM44 19H43V20H44ZM54 19H55V18H54ZM58 19H59V18H58ZM58 19H57V20H58ZM77 19H78V18H77ZM127 19H126V20H127ZM240 19H241V18H240ZM247 19H248V18H247ZM252 19H254V18H252ZM252 19H251V20H252ZM259 19H260V18H259ZM3 20H4V19H3ZM21 20H22V19H21ZM51 20H52V19H50V22H51ZM88 20H89V17H88ZM97 20H95V21H96V24H98V23H97ZM116 20H117V19H116ZM116 20H115V21H116ZM118 20H119V19H118ZM124 20H125V18L122 19L123 22L126 21V20H125V21H124ZM147 20H148V19H147ZM160 20H161V18H160ZM167 20H168V19H167ZM230 20H233V19L231 18ZM244 20H245V17H244ZM248 20H249V19H248ZM257 20H258V19H257ZM22 21H23V20H22ZM31 21H32V20H31ZM37 21H38V20H37ZM37 21H36V22H37ZM45 21L48 22V20H45ZM59 21H60V20H59ZM79 21H80V18H79ZM86 21H87V20H86ZM100 21H101V20H100ZM100 21H99V22H100ZM112 21H113V20H112ZM135 21H136V19H135ZM143 21H144V20H143ZM143 21H142V22H143ZM156 21H157V20H156ZM172 21H173V20H172ZM213 21H215V20H213ZM241 21H242V19H241ZM241 21H240V22H241ZM245 21H247V20H245ZM245 21H244V22H245ZM41 22H42V21H41ZM50 22H49V25H50L51 27H53V26L51 25L52 23L50 24ZM54 22H55V20H54ZM54 22H53V23H54ZM81 22H82V21H81ZM88 22H89V21H88ZM105 22H106V21H105ZM107 22H108V21H107ZM117 22H118V21H117ZM119 22H120V20H119ZM161 22H162V21H161ZM201 22H202V21H201ZM215 22H216V21H215ZM223 22H224V19H223ZM235 22H236V21H235ZM235 22L232 21V23H235ZM257 22H258V21H257ZM128 23H130V21H129V22H127V21L125 22V24H127V25H128ZM140 23H141V22H140ZM206 23H207V22H206ZM220 23H221V22H220ZM220 23H219V25L222 24V23H221V24H220ZM224 23H225V22H224ZM227 23H228V22H227ZM237 23H239V22L237 21ZM259 23H260V21H259ZM262 23H263V22H262ZM6 24L8 25V23H6ZM33 24H34V22H33ZM36 24H37V23H36ZM36 24H35V26H36ZM41 24H42V23H40V25H41ZM43 24H44V21H43ZM54 24H55V23H54ZM54 24H53V25H54ZM56 24H57V22H56ZM56 24H55V25H56ZM58 24H59V23H58ZM84 24H85V23H84ZM88 24H89V23H88ZM96 24H95V25H96ZM123 24H124V23H123ZM125 24H124V25H125ZM132 24H133V23H132ZM134 24H135V23H134ZM137 24H139V23L137 22ZM141 24H142V23H141ZM152 24H153V23H152ZM214 24H215V23H214ZM228 24H229V23H228ZM228 24H226L227 27H228ZM245 24H247V23H245ZM249 24L252 25V22H249ZM40 25H39V23H38V26H40ZM45 25H46V23H45ZM55 25H54V28H55ZM99 25H100V24H99ZM99 25H96V26H98V28H99ZM116 25H117V24H116ZM211 25H212V24H211ZM215 25H217V24H215ZM231 25H232V24H231ZM233 25H234V24H233ZM235 25H236V24H235ZM235 25H234V26H235ZM243 25H244V24H243ZM243 25H242V26H243ZM247 25H248V24H247ZM30 26H31V24H30ZM32 26H33V25H32ZM91 26H90V28H91ZM100 26H101V25H100ZM108 26H109V25H108ZM117 26L120 27L119 24H118ZM141 26H142V25H141ZM145 26H146V25H145ZM242 26H240V27H242ZM258 26H259V25H258ZM260 26H261V25H260ZM260 26H259V27H260ZM45 27H47V28L49 29L48 26H45ZM101 27L103 28V26H101ZM104 27H105V26H104ZM121 27H123V26H121ZM127 27H128V26H127ZM129 27H130V26H129ZM129 27H128V28H129ZM135 27H136V25H135ZM137 27H138V26H137ZM177 27H178V26H177ZM206 27H208V26H206ZM211 27H212V26H211ZM227 27H226V28H227ZM231 27H232V26H231ZM253 27L255 28V26H253ZM261 27H262V26H261ZM29 28H30V27H29ZM35 28H36V27H35ZM39 28H40V27H39ZM39 28H38V29H39ZM47 28H46V29H47ZM88 28H89V27H88ZM94 28H97V27L94 26ZM98 28H97V29H98ZM108 28H109V27H108ZM123 28H124V27H123ZM123 28H121V29H123ZM131 28H133V26H132ZM131 28H129L128 31H130ZM186 28H187V27H186ZM219 28H220V27H219ZM226 28H225V29H226ZM235 28H236V27H235ZM244 28H245V27H244ZM246 28H247V27H246ZM248 28H249V26H248ZM250 28H251V27H250ZM256 28H257V27H256ZM263 28H264V27H263ZM0 29H1V28H0ZM33 29H34V27H33ZM85 29H86V28H85ZM92 29H93V28H92ZM92 29H90V30H92ZM117 29H118V28H117ZM125 29H126V27H125ZM140 29H141V27H140ZM157 29H158V28H157ZM192 29H193V28H192ZM210 29L212 30V28H210ZM214 29H215V28H214ZM223 29H224V27H223ZM225 29H224V30H225ZM228 29L231 30V28H228ZM232 29H234V27H232ZM236 29H237V28H236ZM238 29H239V28H238ZM241 29H242V28H241ZM241 29H240V30H241ZM1 30H2V29H1ZM9 30H10V29H9ZM25 30H26V29H25ZM29 30H30V29H29ZM40 30H41V29H40ZM40 30H39V31H40ZM99 30H100V29H99ZM99 30H98V31H99ZM104 30H105V29H104ZM133 30H134V29H133ZM135 30H136V29H135ZM245 30H247V29H245ZM245 30H244V31H245ZM257 30H258V29H257ZM260 30H261V29H260ZM6 31H7V30H6ZM32 31H33V30H32ZM35 31H38V30H35ZM41 31H44V29L41 30ZM41 31H40V32H41ZM45 31H46V30H45ZM69 31H70V30H69ZM71 31H72V30H71ZM71 31H70V32H71ZM87 31H89V30L87 29ZM93 31H95V30H93ZM96 31H97V30H96ZM96 31H95V33H96ZM124 31H125V30H123L122 33H124ZM193 31H194V30H193ZM215 31H217V30H215ZM236 31L240 32V33H238L239 35L241 34V31H239V30H236ZM242 31H243V29H242ZM244 31H243V32H244ZM248 31H249V30H248ZM248 31H247V32H248ZM251 31H252V29H251ZM254 31L256 32V29H255ZM3 32H4V31H3ZM58 32H59V31H58ZM63 32H64V31H63ZM67 32H68V31H67ZM105 32H106V30H105ZM126 32H127V30H126ZM157 32H158V31H157ZM194 32H195V31H194ZM231 32H232V31H231ZM243 32H242V33H243ZM247 32H244V34L247 33ZM249 32H250V31H249ZM252 32H253V31H252ZM259 32H260V31H259ZM25 33H26V32H25ZM25 33H24V34H25ZM30 33H31V32H30ZM42 33H43V32H42ZM59 33H60V32H59ZM71 33H72V32H71ZM90 33H91V32H90ZM147 33H148V32H147ZM190 33H191V32H190ZM211 33H212V32H211ZM213 33H214V32H213ZM226 33H227V32H226ZM235 33H236V32H235ZM22 34H23V33H22ZM43 34H44V33H43ZM43 34H42L41 36H44V37H45V35H43ZM47 34L49 35L50 33H47ZM47 34H46V36H47ZM61 34H63L62 31H61ZM65 34H66V33H65ZM65 34H63V35H65ZM88 34H89V33H88ZM91 34H92V33H91ZM114 34H116V33H114ZM127 34H128V33H127ZM156 34H157V33H156ZM229 34L232 35L233 32L230 33V31H229L228 35H229ZM250 34H251V33H249V35H250ZM261 34H262V33H261ZM35 35H36V34H35ZM54 35H55V34H54ZM63 35H62V36H63ZM107 35H108V34H107ZM118 35H119V34H117V38H119ZM120 35H121V32H120ZM141 35H142V34H141ZM153 35H154V34H153ZM153 35H152V36H153ZM206 35H207V34H206ZM221 35H222V34H221ZM221 35H220V36H221ZM236 35H237V34H236ZM249 35H246V36L248 37ZM251 35H252V34H251ZM256 35L258 36L259 34H256ZM51 36H52V35H51ZM51 36H50V37H51ZM100 36H102V35H100ZM114 36H115V35H114ZM124 36H126V35H124ZM134 36H137V34L134 35ZM186 36H187V35H186ZM200 36H201V35H200ZM232 36H233V35H232ZM241 36H243V34H241ZM241 36H240V37H241ZM44 37H43V39H44ZM57 37H58V36H57ZM85 37H86V36H85ZM104 37H105V36H104ZM112 37H113V36H112ZM121 37H123V36H121ZM121 37H120V39H122ZM130 37H131V35H130ZM247 37H246V38H247ZM34 38H35V37H33V39H34ZM36 38H38V37H36ZM39 38H40V37H39ZM46 38H47V37H45L44 42H45L46 40H50V38H47V39H46ZM61 38H62V37H61ZM90 38H91V37H90ZM97 38H98V37H97ZM102 38H103V37H102ZM106 38H107V37H106ZM123 38H124V37H123ZM125 38H126V37H125ZM125 38H124V39H125ZM205 38H206V37H205ZM219 38H220V37H219ZM243 38H245V37H243ZM243 38H242V40H244ZM262 38H263V37H262ZM13 39H14V38H13ZM43 39H42V41H43ZM54 39H55V38H54ZM114 39H115V38H114ZM114 39H113V40H114ZM132 39H135V38H132ZM139 39H140V38H139ZM174 39H175V38H174ZM189 39H190V38H189ZM230 39H231V38H230ZM248 39H249V38H248ZM257 39H258V38H257ZM257 39H256V40H257ZM260 39H261V38H260ZM260 39H259V40H260ZM34 40H35V39H34ZM38 40H39V39H38ZM52 40H53V39L51 38V41H52ZM56 40H57V39H55V42L59 41V40H57V41H56ZM87 40H88V39H87ZM99 40H100V39H99ZM165 40H166V39H165ZM169 40H170V39H169ZM172 40H173V39H172ZM183 40H184V39H183ZM225 40H226V39H225ZM245 40H246V39H245ZM0 41L2 42L1 39H0ZM27 41H28V40H27ZM91 41H92V40H91ZM130 41H132L131 38H130ZM166 41H167V40H166ZM166 41H165V42H166ZM170 41H171V40H170ZM220 41H221V39H220ZM229 41H230V40H229ZM251 41H252V40H251ZM253 41H254V40H253ZM39 42H41V41L39 40ZM49 42H50V41H49ZM93 42H94V40H93ZM98 42H99V41H98ZM120 42H121V41H120ZM124 42H125V40H124ZM133 42H134V41H133ZM153 42H154V41H153ZM160 42H161V39H160ZM179 42H180V41H179ZM201 42H202V41H201ZM248 42H249V40H248ZM254 42H255V41H254ZM260 42H261V41H260ZM8 43H9V40H8ZM11 43H12V42H11ZM41 43H43V42H41ZM58 43H59V42H58ZM95 43H97V42H95ZM102 43H103V42H102ZM121 43H122V42H121ZM121 43H120V44H121ZM128 43H131V42H128ZM154 43H156V42H154ZM166 43H167V42H166ZM215 43H216V42H215ZM230 43H231V41H230ZM242 43H245V42H242ZM263 43H264V40H263L262 43H260V44L262 45ZM122 44H123V43H122ZM140 44H141V43H140ZM227 44H228V43H227ZM231 44H232V43H231ZM236 44H237V43H236ZM245 44H247V43H245ZM254 44H255V43H254ZM9 45H10V44H9ZM13 45H14V44H13ZM37 45H38V44H37ZM37 45H36V46H37ZM42 45H44V44H42ZM50 45H51V44H50ZM53 45H54V44H53ZM84 45H85V44H84ZM157 45H158V44H157ZM157 45H156V47H157ZM162 45H164V44H162ZM188 45H189V44H188ZM188 45H187V46H188ZM220 45H221V44H220ZM224 45H225V44H224ZM247 45H248V44H247ZM249 45H251L252 48L254 47V45H253L252 43L249 44ZM249 45H248L247 47H249ZM252 45H253V46H252ZM256 45H257V44H256ZM261 45H259V46H261ZM10 46H11V45H10ZM46 46H48V45H46ZM89 46H90V45H89ZM97 46H99V44H97ZM101 46H102V45H101ZM125 46H126V45H125ZM159 46H160V45H159ZM159 46H158V47H159ZM166 46H167V45H166ZM239 46H240V45H239ZM239 46H238V47H239ZM16 47H17V46H16ZM37 47H38V46H37ZM39 47H40V45H39ZM48 47H49V46H48ZM110 47H112V46H110ZM136 47H137V46H136ZM153 47H154V45H153ZM221 47H222V46H221ZM251 47H250V48H251ZM49 48H50V47H49ZM120 48H121V47H120ZM131 48H132V46H131ZM140 48H141V47H140ZM160 48H161V47H160ZM192 48H193V47H192ZM252 48H251V49H252ZM257 48H258V47H257ZM262 48H263V46H262ZM262 48H261V49H262ZM0 49H1V48H0ZM44 49H45V48H44ZM76 49H77V48H76ZM81 49H82V48H81ZM94 49H97L96 46H95ZM101 49H102V48H101ZM101 49H100V50H101ZM125 49H126V48H125ZM128 49H130V48H128ZM128 49H127V50H128ZM136 49H137V48H136ZM158 49H159V48H158ZM175 49H176V48H175ZM195 49H196V48H195ZM246 49H248V48H246ZM1 50H3V49H1ZM1 50H0V51H1ZM86 50H87V49H86ZM90 50H91V49H90ZM92 50H93V48H92ZM92 50H91V51H92ZM127 50H126V51H127ZM151 50H152V48L150 49V51H151ZM172 50H173V49H172ZM228 50H229V49H228ZM232 50H233V49H232ZM3 51H4V50H3ZM6 51H7V50H6ZM19 51H20V50H19ZM21 51H22V50H21ZM42 51H43V50H42ZM72 51H73V50H72ZM91 51H90V53H93V51H92V52H91ZM120 51H122V50L120 49ZM130 51H131V50H130ZM139 51H140V49H139ZM150 51H149V52H150ZM152 51H153V50H152ZM173 51H174V50H173ZM188 51H190V50H188ZM217 51H219V50H217ZM223 51H226V50H223ZM253 51H254V50H253ZM257 51H258V49H257ZM259 51H262V50L259 49ZM7 52H8V51H7ZM24 52H25V51H24ZM87 52H88V51H87ZM154 52H155V49H154ZM154 52H151V53H154ZM160 52H161V51H160ZM184 52H185V50H184ZM220 52H221V51H220ZM254 52H255V51H254ZM19 53H20V52H19ZM22 53H23V52H22ZM52 53H53V52H52ZM80 53H81V52H80ZM88 53H89V52H88ZM101 53H102V52H101ZM118 53H119V52H118ZM122 53H123V52H122ZM128 53H129V52H128ZM151 53H150V54H151ZM168 53H169V52H168ZM208 53H210V52H208ZM223 53H224V52H223ZM225 53H226V52H225ZM225 53H224V54H225ZM243 53H244V52H243ZM257 53H258V52H257ZM259 53H260V52H259ZM3 54H5V53H3ZM12 54H13V53H12ZM17 54H18V53H17ZM45 54H46V53H45ZM50 54H51V53H50ZM86 54H87V53H86ZM99 54H100V53H99ZM105 54H106V53H105ZM112 54H113V53H112ZM123 54H124V53H123ZM129 54H130V53H129ZM159 54H160V53H159ZM185 54H186V53H185ZM190 54H191V53H190ZM193 54H194V53H193ZM216 54H217V53H216ZM216 54H215V55H216ZM221 54H222V53H221ZM73 55H74V54H73ZM93 55L95 56V52H94ZM114 55H115V54H114ZM124 55H125V54H124ZM134 55H135V54H134ZM139 55H140V53H139ZM151 55H152V54H151ZM209 55H210V54H209ZM215 55H213V56H215ZM226 55H227V54H226ZM231 55H232V54H231ZM250 55H251V54H250ZM260 55H261V54H260ZM6 56H7V55H6ZM43 56H44V55H43ZM48 56H49V55H48ZM82 56H83V54H82ZM117 56H118V54H117ZM132 56H133V55H132ZM233 56H234V55H233ZM23 57H24V54H23ZM45 57H46V56H45ZM63 57H64V56H63ZM65 57H67V56H65ZM65 57H64V58H65ZM70 57H71V56H69V58H70ZM85 57H87V56H85ZM126 57H127V55L125 56V59H126ZM130 57H131V56H130ZM137 57H138V56H137ZM140 57H141V55H140ZM155 57H156V56H155ZM159 57H160V56H159ZM162 57H163V54H162ZM186 57H187V56H186ZM224 57H225V56H224ZM226 57H227V56H226ZM229 57H230V56H229ZM249 57H250V56H249ZM9 58H10V57H9ZM11 58H12V57H11ZM15 58H18V57H15ZM39 58H40V57H39ZM39 58H38V60H39ZM49 58H50V57H49ZM106 58H107V57H106ZM113 58H114V57H113ZM113 58H112V59H113ZM115 58H116V57H115ZM119 58H120V57H119ZM132 58H134V57H132ZM143 58H144V57H143ZM176 58H177V56H176ZM187 58H188V57H187ZM204 58H205V57H204ZM216 58H217V56H216ZM222 58H223V57H222ZM3 59H4V58H3ZM21 59H22V58H21ZM95 59H96V56H95ZM98 59H99V58H98ZM104 59H105V58H104ZM121 59H122V58H121ZM121 59H120L119 62H122ZM130 59H131V58H130ZM226 59H227V58H226ZM85 60H86V59H85ZM85 60H84V61H85ZM88 60H89V59H88ZM91 60H92V59H91ZM96 60H97V59H96ZM118 60H119V59H118ZM126 60L128 61L129 59H126ZM134 60H135V59H134ZM134 60H133V61H134ZM161 60H162V59H161ZM190 60H191V59H190ZM216 60H218V59H216ZM219 60H220V57H219ZM223 60H224V59H223ZM223 60H222V62H223ZM239 60H240V59H239ZM246 60H247V59H246ZM250 60H251V59H250ZM253 60H254V59H253ZM36 61H37V60H36ZM92 61H93V60H92ZM98 61H99V60H98ZM123 61H125L124 58H123ZM181 61H182V60H181ZM229 61H230V60H229ZM234 61H235V60H234ZM257 61H258V60H257ZM262 61H263V60H262ZM2 62H3V61H1V63H2ZM16 62H17V61H16ZM37 62H38V61H37ZM40 62H41V61H40ZM40 62H39V63H40ZM62 62H63V61H62ZM79 62H81V61H79ZM105 62H106V61H105ZM113 62H114V61H113ZM135 62H138V61H135ZM209 62H211V61H209ZM218 62H219V61H218ZM222 62H221V64H222ZM225 62H226V61H225ZM232 62H233V61H232ZM6 63H7V62H6ZM11 63H13V62H11ZM28 63H29V62H28ZM34 63H35V62H34ZM43 63H44V62H43ZM43 63H42V65H43ZM72 63H73V62H72ZM89 63H91V62H89ZM94 63H95V62H94ZM114 63H115V62H114ZM124 63H126V62H124ZM139 63H140V62H139ZM176 63H177V62H176ZM196 63H197V62H196ZM229 63H231V62H229ZM243 63H244V62H243ZM247 63H248V62H247ZM79 64H80V63H79ZM127 64H129V63H127ZM130 64H131V63H130ZM165 64H167V63H165ZM231 64H232V63H231ZM238 64H239V63H238ZM197 65H198V63H197ZM212 65H213V64H212ZM219 65H220V63H219ZM239 65H240V64H239ZM251 65H252V64H251ZM261 65H262V64H261ZM36 66H37V65H36ZM120 66H121V64H120ZM137 66H138V65H137ZM188 66H190V65H188ZM215 66L217 67L218 65H215ZM234 66H235V65H234ZM241 66H243V65H241ZM37 67H39V66H37ZM66 67H67V66H66ZM71 67H72V66H71ZM148 67H149V65H148ZM154 67H155V66H154ZM157 67H158V66H157ZM181 67H182V66H181ZM184 67H185V66H184ZM191 67H192V66H191ZM197 67H198V66H197ZM249 67H250V66H249ZM25 68H26V67H25ZM117 68H118V67H117ZM126 68H127V66H126ZM130 68H131V65H130ZM130 68H129V69H130ZM132 68H133V67H132ZM135 68H136V67H135ZM142 68H143V67H142ZM224 68H225V66H224ZM239 68H240V66H239ZM241 68H243V67H241ZM246 68H248V67H246ZM29 69H30V68H29ZM35 69H36V68H35ZM39 69H40V68H39ZM70 69H71V68H70ZM85 69H86V68H85ZM93 69H94V66H93ZM119 69H120V68H119ZM123 69H124V68H123ZM136 69H137V68H136ZM139 69H140V68H139ZM152 69H153V68H152ZM169 69H170V68H169ZM182 69H184V68H182ZM189 69H190V68H189ZM210 69H211V68H210ZM226 69H227V68H226ZM90 70H91V69H90ZM148 70H149V69H148ZM153 70H154V69H153ZM166 70H167V68H166ZM177 70H178V69H177ZM180 70H181V68H180ZM190 70H192V68H191ZM218 70L220 71V69H218ZM260 70H261V69H260ZM36 71H37V70H36ZM79 71H80V69H79ZM116 71H118V70H116ZM125 71H126V70H124V72H125ZM129 71H131V70H129ZM163 71H164V70H163ZM169 71H170V70H169ZM183 71H185V69H184ZM195 71H196V70H195ZM199 71H200V70H199ZM199 71H198V72H199ZM211 71H212V70H211ZM211 71H210V73H211ZM222 71H223V70H222ZM247 71H248V70H247ZM250 71H251V70H250ZM30 72H31V71H30ZM33 72H34V70H33ZM40 72H41V71L39 70V73H40ZM69 72H70V71H69ZM86 72H87V71H86ZM131 72L133 73V71H131ZM173 72H174V71H173ZM178 72H179V71H178ZM186 72H187V71H186ZM229 72H230V70H229ZM232 72H233V71H232ZM234 72H235V71H234ZM242 72H243V71H242ZM248 72H249V71H248ZM22 73H23V72H22ZM26 73H27V72H26ZM31 73H32V72H31ZM34 73H35V72H34ZM113 73H116V72H113ZM158 73H159V72H158ZM163 73H164V72H163ZM171 73H172V72H171ZM224 73H225V72H224ZM254 73H255V72H254ZM109 74H110V73H109ZM165 74H166V73H165ZM194 74H195V73H194ZM235 74H236V73H235ZM249 74H250V73H249ZM38 75H39V74H38ZM40 75H41V74H40ZM160 75H161V74H160ZM168 75H169V74H168ZM190 75H191V74H190ZM192 75H193V74H192ZM202 75H203V74H202ZM210 75H211V74H210ZM227 75H228V74H227ZM237 75H238V74H237ZM252 75H253V74H252ZM3 76H4V75H3ZM24 76H25V75H24ZM70 76H71V75H70ZM151 76H152V75H151ZM180 76H182V75H180ZM194 76H195V75H194ZM194 76H193V77H194ZM215 76H216V74H215ZM218 76H219V75H218ZM224 76H225V75H224ZM254 76H255V75H254ZM32 77H33V76H32ZM34 77H35V76H34ZM142 77H143V76H142ZM158 77H159V76H158ZM209 77H210V76H209ZM213 77H214V76H213ZM213 77H212V75H211V78H213ZM216 77H217V76H216ZM229 77H230V76H229ZM251 77H252V76H251ZM126 78H127V77H126ZM169 78H170V77H169ZM217 78H218V77H217ZM220 78H221V77H220ZM244 78H245V76H244ZM244 78H243V79H244ZM254 78H255V77H254ZM114 79H115V78H114ZM193 79H194V78H193ZM221 79H222V78H221ZM230 79H231V78H229V80H230ZM243 79H242V80H243ZM257 79H260V78L257 77ZM33 80H34V78H33ZM70 80H71V79H70ZM260 80H261V79H260ZM35 81H36V80H35ZM68 81H69V80H68ZM190 81H191V80H190ZM192 81H193V80H192ZM200 81H201V80H200ZM212 81H214V80H212ZM212 81H211V82H212ZM215 81H216V80H215ZM219 81H220V80H219ZM224 81H225V80H224ZM233 81H234V80H233ZM239 81H240V80H239ZM239 81H238V82H239ZM243 81H244V80H243ZM256 81H257V80H256ZM258 81H259V80H258ZM78 82H79V81H78ZM96 82H97V81H96ZM112 82H113V81H112ZM132 82H133V81H132ZM184 82H185V81H184ZM244 82H245V81H244ZM172 83H173V82H172ZM215 83H216V82H215ZM234 83L238 84L237 81H236V82L234 81ZM239 83L242 84V82H239ZM258 83H259V82H258ZM258 83H257V84H258ZM261 83H262V81H261ZM141 84H142V83H141ZM211 84H213V83H211ZM211 84H209V85H211ZM224 84H225V83H224ZM224 84H223V86H224ZM228 84H229V83H228ZM246 84H247V83H246ZM246 84H245V85H246ZM35 85H36V84H35ZM115 85H116V84H115ZM137 85H138V84H137ZM152 85H155V84H153V82H152ZM182 85H183V84H182ZM193 85H194V84H193ZM207 85H208V84H207ZM213 85H214V87H216V86H215L216 84H213ZM219 85H220V84H219ZM226 85H227V84H226ZM263 85H264V83H263ZM95 86H96V85H95ZM169 86H170V85H169ZM176 86H177V85H176ZM199 86H200V85H199ZM232 86H233V84H232ZM237 86H238V85H237ZM247 86H248V85H247ZM249 86H250V85H249ZM258 86H260V85H258ZM258 86H257V87H258ZM127 87H128V86H127ZM134 87H135V86H134ZM142 87H143V86H142ZM147 87H148V86H147ZM155 87H156V86H155ZM194 87H195V86H194ZM218 87H219V86H218ZM221 87H222V86H221ZM225 87H226V86H225ZM76 88H78V87H76ZM172 88H173V87H172ZM172 88H171V89H172ZM233 88H234V87H233ZM238 88H240V87L238 86ZM238 88H237V90H238ZM247 88H248V87H247ZM30 89H31V88H30ZM121 89H122V88H121ZM171 89H170V90H171ZM188 89H189V88H188ZM190 89H191V88H190ZM203 89H204V88H203ZM207 89H208V88H207ZM217 89H218V88H217ZM219 89H220V88H219ZM224 89H225V88H224ZM229 89H231V88H229ZM263 89H264V86H263ZM75 90H77V89H75ZM79 90H80V88H79ZM173 90H174V89H173ZM212 90H214V89L212 88ZM231 90H232V89H231ZM235 90H236V89H235ZM235 90H234V91H235ZM237 90H236V91H237ZM240 90H241V89H240ZM115 91H116V90H115ZM137 91H138V90H137ZM152 91H153V90H152ZM187 91H188V90H187ZM245 91H247V90H245ZM117 92H118V91H117ZM122 92H123V91H122ZM214 92H215V91H214ZM260 92H261V91H260ZM263 92H264V91H263ZM129 93H130V92H129ZM138 93H139V92H138ZM167 93H168V92H167ZM190 93H191V92H190ZM193 93H194V92H193ZM223 93H224V92H223ZM226 93H227V92H226ZM235 93H236V92H235ZM242 93H244V92H242ZM245 93H246V95L248 94V92H245ZM245 93H244V95H245ZM250 93H251V92H250ZM258 93H259V92H258ZM124 94H125V93H124ZM135 94H136V93H135ZM176 94H177V93H176ZM186 94L189 95L188 92H187ZM203 94H204V93H203ZM207 94H208V93H207ZM240 94H241V92H240ZM37 95H38V94H37ZM74 95H75V94H74ZM140 95H141V94H140ZM178 95H180V93H179ZM181 95H182V94H181ZM210 95H211V94H210ZM234 95H235V98H233V99H237L238 93H237V96H236V94H234V92H233V96L231 95V97H234ZM156 96H157V94H156ZM192 96H193V95H192ZM197 96H198V95H197ZM197 96H195V97H197ZM214 96H215V95H214ZM240 96L243 97V94L240 95ZM240 96H239V97H240ZM263 96H264V95H263ZM98 97H99V96H98ZM152 97H153V96H152ZM186 97H188V96H186ZM189 97H190V96H189ZM218 97H219V96H218ZM221 97H222V96H220V98H221ZM231 97H230V98H231ZM248 97H249V96H248ZM251 97H252V96H251ZM255 97L257 98V94H256ZM261 97H262V95H261ZM6 98H7V97H6ZM25 98H26V97H25ZM137 98H138V97H137ZM215 98H216V97H215ZM228 98H229V97H228ZM228 98H227V99H228ZM230 98H229V100H231ZM246 98H247V97H246ZM246 98H245V99H246ZM256 98L254 99V96H253L252 99L256 100ZM87 99H88V98H87ZM182 99H183V98H182ZM202 99H203V98H202ZM221 99H222V98H221ZM245 99H244V101L246 102L247 99H246V100H245ZM248 99H249V98H248ZM263 99H264V98H263ZM184 100H185V99H184ZM189 100H190V99H189ZM195 100H196V98H195ZM209 100H210V99H209ZM237 100H238V99H237ZM241 100H243V99H241ZM254 100H253V101H254ZM207 101H208V100H207ZM216 101H217V100H216ZM216 101H215V102H216ZM222 101H223V100H222ZM239 101H240V100H239ZM248 101H249V100H248ZM258 101H259V100H258ZM219 102H220V101H219ZM227 102H228V101H227ZM232 102L234 103V101H232ZM232 102H231V103H232ZM235 102H236V100H235ZM251 102H252V101H251ZM35 103H36V102H35ZM77 103H78V102H76V104H77ZM152 103H153V102H152ZM188 103H189V102H188ZM188 103H187V104H188ZM199 103H200V102H199ZM204 103H205V102H204ZM212 103H213V101H212ZM231 103H230V104H231ZM240 103H241V102H240ZM247 103H250V102H247ZM136 104H137V103H136ZM206 104H207V103H206ZM213 104H214V103H213ZM226 104H227V103H226ZM226 104H223V105L225 106ZM235 104H236V103H235ZM251 104H252V103H251ZM255 104H256V103H255ZM255 104H254V105H255ZM257 104H258V103H257ZM263 104H264V103H263ZM263 104H262V106H264ZM130 105H131V104H130ZM148 105H149V104H148ZM197 105H198V104H197ZM203 105H205V104H203ZM208 105H209V104H208ZM219 105H220V104H219ZM249 105H250V104H249ZM21 106H22V105H21ZM227 106H229V104H228ZM227 106H226V107H227ZM230 106H231V105H230ZM122 107H123V106H122ZM125 107H126V106H125ZM157 107H158V106H157ZM176 107H177V106H176ZM191 107H192V106H191ZM221 107H222V106H221ZM239 107H240V105H239ZM250 107H252V106H250ZM256 107H257V105H256ZM112 108H113V107H112ZM128 108H129V107H128ZM135 108H136V107H135ZM148 108H149V107H148ZM186 108H187V107H186ZM200 108H201V107H200ZM204 108H205V106H204ZM210 108H211V107H210ZM219 108H220V107H219ZM236 108H237V107H236ZM241 108H242V106H241ZM241 108H239V109L241 110ZM262 108H263V107H262ZM73 109H74V108H73ZM138 109H139V108H138ZM150 109H151V108H150ZM164 109H165V108H164ZM217 109H218V108H217ZM217 109H216V110H217ZM239 109H238V110H236V109H235V110L231 109V112H233V111L237 112V111H239ZM244 109L247 111V109H248V108H247V105H246V108L244 107ZM249 109H250V108H249ZM263 109H264V108H263ZM76 110H77V109H76ZM161 110H162V109H161ZM202 110H203V109H202ZM214 110H215V109H214ZM218 110H221V109H218ZM224 110H225V109H224ZM232 110H233V111H232ZM253 110H254V109H253ZM253 110H252V113H253ZM125 111H126V110H125ZM144 111H146V110H144ZM184 111H185V110H184ZM191 111H192V110H191ZM203 111H204V110H203ZM228 111H229V110H228ZM228 111H226V112H228ZM241 111H242V110H241ZM243 111H244V110H243ZM248 111H249V110H248ZM250 111H251V109H250ZM256 111H257V108H256ZM109 112H110V111H109ZM169 112H170V111H169ZM213 112H214V111H213ZM215 112H217V111H215ZM215 112H214V113H215ZM218 112H220V111H218ZM218 112H217V113H218ZM226 112H224L223 114L225 115ZM235 112H234V113H235ZM258 112H259V109H258ZM81 113H82V112H81ZM229 113H230V112H228V114H229ZM234 113H233V114H234ZM247 113H248V112H247ZM66 114H67V113H66ZM71 114H72V113H71ZM220 114H221V113H220ZM228 114H227V115H228ZM238 114H239V113L235 114L234 117L239 118V117L236 116V115H238ZM240 114H241V112H240ZM244 114H246V113L243 112L242 115H244ZM8 115H9V114H8ZM69 115H70V114H69ZM227 115H226V116H227ZM247 115H248V114H247ZM250 115H251V113H250ZM250 115H249V118L252 117L253 115H255V116H256V119H257V117L259 116L258 114H255V113H253L252 116H250ZM14 116H15V115H14ZM16 116H17V115H16ZM87 116H88V115H87ZM232 116H233V115H232ZM232 116L229 115V116H228L229 119H230ZM245 116H246V115H245ZM245 116H244V117H245ZM261 116H262V115H261ZM144 117H145V116H144ZM154 117H155V116H154ZM154 117H153V115H152V118H154ZM213 117H214V116H213ZM221 117H222V116H221ZM241 117H243V116H241ZM253 117H254V116H253ZM69 118H70V117H69ZM148 118H149V117H148ZM156 118H157V117H156ZM203 118H204V117H203ZM219 118H220V117L218 116V120H219ZM224 118H225V120H227V119H226L227 117H224ZM236 118H231V120H233V119L236 120ZM249 118H248V119H249ZM9 119H10V117H9ZM37 119H38V118H37ZM145 119H147V118H145ZM229 119H228V120H229ZM245 119H246V118H245ZM251 119H252V118H251ZM254 119H255V117H254ZM254 119H252L253 122H254ZM260 119H261V118H260ZM18 120H19V119H18ZM143 120H144V118H143ZM156 120H157V119H156ZM220 120H221V119H220ZM225 120H224V121H225ZM239 120H241V119H239ZM144 121H145V120H144ZM147 121H148V120H147ZM224 121L222 120V121H221V122H222L221 124H223ZM256 121H257V120H256ZM9 122H11V121L9 120ZM55 122H56V121H55ZM67 122H68V121H67ZM153 122H154V121H153ZM200 122H201V121H200ZM207 122H208V121H207ZM233 122H234V121H232V126H233ZM239 122H240V121H239ZM248 122L250 123V120H249ZM260 122H261V121H260ZM260 122H259V123H260ZM94 123H95V122H94ZM131 123H132V122H131ZM225 123H226V122H224V125H225ZM236 123H237V122H236ZM11 124H12V123H11ZM64 124H65V123H64ZM67 124H68V123H67ZM73 124H75V123H73ZM109 124H110V123H109ZM161 124H162V123H161ZM201 124H202V123H201ZM207 124H208V123H207ZM229 124H231V123L229 122ZM234 124H235V123H234ZM241 124H242V123H241ZM243 124H244V123H243ZM254 124H255V123H254ZM14 125H15V124H14ZM65 125H66V124H65ZM101 125H102V124H101ZM107 125H108V124H107ZM156 125H157V124H156ZM174 125H175V124H174ZM209 125H210V124H209ZM238 125H240V124H238ZM244 125H245V124H244ZM249 125H250V124H249ZM249 125H248V126H249ZM256 125H257V124H256ZM102 126H103V125H102ZM110 126H111V125H110ZM197 126H198V125H197ZM228 126H229V125H228ZM228 126H227V127H228ZM234 126H235V125H234ZM242 126H243V125H242ZM254 126H255V125H254ZM261 126H262V124H261ZM121 127L123 128V126H121ZM125 127H126V126H125ZM136 127H137V126H136ZM199 127H200V125H199ZM205 127H206V126H205ZM218 127H219V126H218ZM229 127H230V126H229ZM237 127H238V126H237ZM240 127H241V125H240ZM244 127H245V126H244ZM244 127H243L242 129H246V128H244ZM262 127H263V126H262ZM102 128H103V127H102ZM210 128H211V127H210ZM214 128H215V127H214ZM232 128H234V127H232ZM250 128H251V127H250ZM10 129H11V128H10ZM75 129H76V128H75ZM160 129H161V128H160ZM192 129H193V128H192ZM227 129H228V128H227ZM251 129H252V128H251ZM77 130H78V129H77ZM115 130H116V129H115ZM151 130H152V129H151ZM154 130H155V128H154ZM204 130H205V129H204ZM231 130H232V129H231ZM248 130H249V128H248ZM254 130H255V128H254ZM15 131H16V130H15ZM102 131H103V130H102ZM102 131H101V133H102ZM196 131H197V130H196ZM222 131H224V130H222ZM227 131H228V130H227ZM229 131H230V129H229ZM238 131H241L240 128H239ZM243 131H246V130H243ZM259 131H260V130H259ZM112 132H113V131H112ZM197 132H198V131H197ZM213 132H214V131H213ZM234 132H235V131H234ZM246 132H247L246 134L249 133L248 131H246ZM250 132H251V131H250ZM178 133H179V132H178ZM194 133H195V132H194ZM222 133H223V132H222ZM232 133H233V132H232ZM239 133H240V132H239ZM239 133H238V134H239ZM241 133H242V135H245V136H246V134H243L244 132H241ZM258 133H261V134H262V137H263L264 134H263L262 132H258ZM126 134H127V133H126ZM153 134H154V133H153ZM223 134H227V133H223ZM238 134H237V135H238ZM250 134H252V132H251ZM250 134H248V136H251ZM254 134H255V133H254ZM254 134H253V135H254ZM261 134H260V135H261ZM131 135H132V134H131ZM192 135H194V134H192ZM203 135H204V134H203ZM203 135H202V136H203ZM239 135H240V137H241V134H239ZM199 136H200V135H199ZM222 136L225 138V136H227V135H225V136L222 135ZM229 136H230V134H229ZM234 136H235V134H234ZM248 136H247V137H248ZM254 136H255V135H254ZM256 136H258L257 139H259V134H258V135L256 134ZM136 137H137V136H136ZM136 137H135V139H136ZM160 137H161V136H160ZM163 137H164V136H163ZM163 137H162V138H163ZM223 137H222V139H224ZM240 137L237 136V139L240 138ZM247 137H246V138H247ZM151 138H152V137H151ZM165 138H166V137H165ZM200 138H202V137H200ZM211 138H212V137H211ZM211 138H210V139H211ZM216 138H217V136H216L215 138L213 137V139L215 140V141H214V140H213V141H214L215 143H212V144H217L219 141H221V140H219V139H220L219 137H218L217 139H216ZM242 138H244V137H242ZM242 138H241V139H242ZM129 139H130V138H129ZM230 139H232V138L229 137V140H230ZM233 139L236 140V137H235V138L233 137ZM247 139H251V138H247ZM247 139L245 140V141H247V142H245V144H247V145H251L250 142H252V143L254 142L252 139H251L252 141H249V140H247ZM186 140H187V139H186ZM200 140H201V139H200ZM216 140H219V141L216 143ZM227 140H228V138H227ZM235 140H234V141H235ZM262 140H264V139H262ZM262 140H259V141H262ZM152 141H153V140H152ZM154 141H155V140H154ZM162 141H163V140H162ZM162 141H161V142H162ZM206 141H207V140H206ZM209 141H210V140H209ZM232 141H233V140H232ZM232 141H230V142H232ZM238 141H240V140H238ZM242 141H244V140H242ZM138 142H140V141H138ZM157 142H158V141H157ZM168 142H169V141H168ZM184 142H185V141H184ZM223 142H224V141H223ZM225 142H227V145H231L230 143H228V141L225 140ZM248 142H249V144H248ZM262 142H263V141H262ZM208 143H209V142H208ZM235 143H236V141H235ZM235 143H233V145H236ZM263 143H264V142H263ZM210 144H211V142H210ZM218 144H219V143H218ZM220 144H221V142H220ZM243 144H244V143H243ZM255 144L258 145L259 142H258V143H255V142H254L253 145H255ZM182 145H183V144H182ZM241 145H242V144H241ZM253 145H252V146H253ZM259 145H260V144H259ZM261 145H262V144H261ZM152 146H153V145H152ZM214 146H215V145H214ZM217 146H218V145H217ZM231 146H232V145H231ZM238 146H239V145H238ZM242 146H245V145H242ZM242 146H241V147H242ZM252 146H251V147H252ZM212 147H213V146H212ZM220 147H221V146H219V149H220ZM226 147H227V146H226ZM232 147H234V146H232ZM236 147H237V146H236ZM246 147H247V146H246ZM249 147H250V146H248V148H249ZM254 147H258V146H254ZM262 147H263V145H262ZM8 148H9V147H8ZM191 148H192V147H191ZM221 148H223V144H222V147H221ZM224 148H225V147H224ZM237 148H240V147H237ZM248 148H245V150H244V148H242L244 151H243L241 154H243L244 152L247 154L246 150L249 151V150L251 149V148H250V149L248 150ZM258 148H259V147H258ZM258 148H256V149H258ZM260 148H261V147H260ZM6 149H7V148H6ZM210 149H211V147H210ZM210 149H209V150H210ZM212 149H213V148H212ZM217 149H218V148H217ZM226 149H227V148H226ZM226 149H225V150H226ZM233 149H235V148H233ZM261 149H262V148H261ZM261 149H260V150H261ZM263 149H264V147H263ZM189 150H190V149H189ZM215 150H216V149H215ZM215 150H214V152H215ZM221 150H222V149H221ZM221 150H219V151H221ZM223 150H224V149H223ZM235 150H236V149H235ZM252 150H254V149L252 148ZM252 150H250V151H252ZM260 150H258V151L260 152ZM219 151H218V152H219ZM232 151L234 152V150H232ZM236 151H237V150H236ZM250 151H249V152H250ZM258 151H257V153H258ZM211 152H213V151H211ZM227 152H228V150H227ZM227 152H226V153H227ZM230 152H231V151H230ZM238 152H239V151H238ZM255 152H256V150H255ZM261 152L263 153L264 150H262ZM2 153H3V152H2ZM120 153H121V152H120ZM123 153H124V152H123ZM204 153H205V152H204ZM207 153H208V152H207ZM216 153H217V151L215 152V154H216ZM239 153H240V152H239ZM245 153H244V154H245ZM46 154H47V153H46ZM211 154H213V153H211ZM217 154H218V155H222V156L225 155L224 152H223V154H222V152H221L220 154H219V153H217ZM229 154H230V153H229ZM229 154H228V155H229ZM250 154H252V152H251ZM253 154H254V153H253ZM218 155H217V156H218ZM231 155H233V158L236 156L235 154H231ZM248 155H249V153H248ZM256 155H258V154H256ZM256 155H255V156H256ZM135 156H136V155H135ZM243 156H245V155H243ZM243 156L240 157V155H239V157H237V158L240 159L239 163L241 162V159L243 158ZM253 156H254V155H253ZM255 156H254V157H255ZM258 156H259V158H260V155H258ZM74 157H75V156H74ZM218 157L220 158V156H218ZM226 157H227V155H226ZM229 157H230V156H229ZM251 157H252V155H251ZM263 157H264V154H263ZM263 157H261V158H262V161L264 160ZM203 158H204V157H203ZM214 158H215V157H214ZM221 158L223 159V157H221ZM221 158H220V159H221ZM230 158H231V157H230ZM230 158H227V159L230 160ZM233 158H232V159H233ZM237 158H236V159L234 158V160L237 161V160H238ZM253 159L255 160V158H250V160H253ZM257 159H258V157L256 158V160H257ZM127 160H128V159H127ZM198 160H199V159H198ZM234 160H233V162H231V164H233V165H232L233 168H235L236 165L238 164V163H237L238 161H237V162H236L237 164L235 163V164H236V165H235V164H234ZM242 160H243V159H242ZM256 160L254 161V163L256 162ZM258 160H259V159H258ZM258 160H257V161H258ZM68 161H69V159H68ZM203 161H204V160H203ZM223 161L226 162V160H223ZM262 161L260 160V162H262ZM211 162H212V161H211ZM245 162H246V161H245ZM249 162H250V161H249ZM251 162H252V161H251ZM258 162H259V161H258ZM156 163H157V162H156ZM222 163H223V162H222ZM241 163H243V164H241V165L243 166V165H244V161H242ZM254 163H253V164H254ZM262 163H264V161H263ZM262 163H261L260 165H264V164H262ZM57 164H58V163H57ZM150 164H151V163H150ZM194 164H195V163H193L192 165H194ZM216 164H217V163H216ZM220 164H221V163H220ZM225 164H226V163H225ZM228 164H229V161H228ZM228 164H227V165H228ZM231 164H230V165H231ZM255 164L257 165V163H255ZM141 165H142V164H141ZM192 165H191V166H192ZM205 165H206V164H205ZM205 165H204V167H205ZM222 165H223V164H222ZM247 165H248V163H247ZM249 165H250V164H249ZM258 165H259V164H258ZM260 165H259V167H260ZM152 166H153V165H152ZM152 166H151V167H152ZM165 166H166V165H165ZM191 166H190V167H191ZM225 166H226V165H225ZM232 166L229 167L227 170H229V169L231 168L229 171L232 172V171H231V170H232ZM234 166H235V167H234ZM245 166H246V165H245ZM245 166H243V169H244ZM251 166H252V165H250V167H251ZM104 167H105V166H104ZM155 167H156V166H155ZM192 167H193V166H192ZM216 167H217V166H216ZM239 167H240V169H241V166H238L237 169H238ZM61 168H62V166H61ZM212 168H213V167H212ZM257 168H258V166H257ZM150 169H151V168H150ZM240 169H239V170H240ZM246 169H247V168H246ZM253 169H255V168H253ZM262 169H263V168H262ZM60 170H61V169H60ZM101 170H102V169H101ZM101 170H100V171H101ZM148 170H149V169H148ZM154 170H155V169H154ZM210 170H211V168H210ZM213 170H214V169H213ZM215 170H216V169H215ZM224 170H226V169H224ZM239 170H238V172H240V174H241V171H239ZM247 170H250L249 167H248ZM158 171H159V170H158ZM211 171H212V170H211ZM218 171H219V170H218ZM254 171H255V170H254ZM258 171H259V169H258ZM56 172H57V171H56ZM206 172H207V171H206ZM206 172H205V173H206ZM256 172H257V171H256ZM263 172H264V171H263ZM48 173H49V172H48ZM59 173H60V172H59ZM153 173H154V172H153ZM159 173L162 174V172H159ZM216 173L219 174V173H221V172H216ZM51 174H52V173H51ZM63 174H64V173H63ZM150 174H151V173H150ZM183 174H184V173H183ZM238 174H239V173H238ZM96 175H97V174H96ZM193 175H194V174H193ZM219 175H220V174H219ZM228 175H229V174H228ZM230 175H231V174H230ZM236 175H237V174H236ZM245 175H246V174H245ZM255 175H256V174H255ZM57 176H58V175H57ZM194 176H195V175H194ZM205 176H206V175H205ZM214 176H217V174H215ZM237 176H238V175H237ZM237 176H235V177H237ZM246 176H247V175H246ZM257 176H258V175H257ZM111 177H112V176H111ZM209 177H210V175H209ZM211 177H212V176H211ZM219 177H222V173H221V175H220ZM219 177L217 176L218 179H219ZM238 177H239V176H238ZM238 177H237V178H238ZM247 177H248V176H247ZM255 177H256V176H255ZM148 178H150V176H149ZM167 178H168V177H167ZM176 178H177V177H176ZM182 178H183V177H182ZM227 178H228V180L230 179L229 176H228ZM227 178H226V179H227ZM237 178H236V180H237ZM249 178H250V177H249ZM93 179H94V178H93ZM127 179H128V178H127ZM187 179H189V178L187 177ZM215 179H216V178H215ZM226 179H225V180H226ZM233 179H234V177H233ZM246 179H247V178H246ZM251 179H252V178H251ZM50 180H51V179H50ZM102 180H103V179H102ZM122 180H123V179H122ZM180 180H182V179H180ZM184 180H185V179H184ZM205 180H206V179H205ZM208 180L212 181L211 178H210V179L208 178ZM223 180H224V179H223ZM254 180H255V179H254ZM53 181H54V180H53ZM164 181H165V180H164ZM167 181H169V180H167ZM213 181H214V180H213ZM215 181H216V180H215ZM215 181H214V182H215ZM219 181L221 182V179H219V180L217 181V183H218ZM226 181H227V180H226ZM240 181L242 182V180H240ZM243 181H244V180H243ZM256 181H257V178H256ZM258 181H260V179H259ZM51 182H52V181H51ZM153 182H154V181H153ZM183 182H184V181H183ZM186 182H187V181H186ZM229 182H230V180H229ZM234 182H235V179H234ZM245 182H246V180H245ZM254 182H255V181H254ZM261 182H263V181L261 180ZM261 182H259V185H261V184H260ZM98 183H99V182H98ZM133 183H134V182H133ZM133 183H132V184H133ZM168 183H169V182H168ZM192 183H193V182H192ZM197 183H198V182H197ZM199 183H201V182H199ZM217 183H212V184H213V185H214V184L217 185ZM222 183H223V182H222ZM225 183H227V182H224V184H225ZM232 183H233V181H232ZM235 183H236V182H235ZM249 183H250V182H249ZM256 183H257V182H256ZM263 183H264V182H263ZM124 184H125V183H124ZM136 184H137V183H136ZM160 184H161V183H160ZM187 184H188V183H187ZM193 184H194V183H193ZM204 184H205V183H204ZM212 184H209V185L207 184L208 186L206 185L207 187H210V189H209V193H210V194H211L212 192H214V190H215V191L220 190V189H219L220 187H221V190H223V192L220 191L221 193H225L226 190L228 189V188H227V189L225 190V192H224V189H225V188L223 189L221 185H220V187H219L218 189H214L216 185L213 186ZM218 184H219V183H218ZM227 184H228V183H227ZM229 184H230V183H229ZM236 184H237V183H236ZM252 184H253V183H252ZM252 184H251V185H252ZM146 185H147V184H146ZM188 185H189V184H188ZM210 185L213 186V189H214V190H213V189L211 190V186H210ZM225 185H226V184H225ZM225 185H224V186H225ZM232 185H234V187H236L234 183H233ZM239 185H240V184H239ZM248 185H249V184H248ZM256 185H257V184H256ZM262 185H263V184H262ZM158 186H159V185H158ZM158 186H157V188H158ZM189 186H190V185H189ZM202 186H203V185H202ZM226 186L228 187V185H226ZM226 186H225V187H226ZM229 186L231 187V185H229ZM252 186H253V185H252ZM134 187H135V186H134ZM134 187H133V188H134ZM138 187H139V186H138ZM155 187H156V186H155ZM195 187H196V185H195ZM244 187H245V186H244ZM143 188H144V187H143ZM143 188L141 187V189H143ZM152 188H153V187H152ZM162 188H163V187H162ZM175 188H176V187H175ZM216 188H217V186H216ZM232 188H233V187H232ZM232 188L230 189L231 191L227 190V192H228V191L231 192L230 195L232 194V196H233V194L235 195V193H232ZM259 188H260V187H259ZM259 188H258V189H259ZM138 189H139V188H138ZM138 189H136V190H138ZM148 189H149V188H148ZM153 189H154V188H153ZM180 189H181V188H180ZM180 189H179V190H180ZM236 189H237V188H236ZM96 190H97V189H96ZM199 190H201V189H199ZM233 190H235V189H233ZM242 190H243V189H242ZM244 190H245V189H244ZM252 190H253V189H252ZM256 190H257V187H256ZM42 191H43V190H42ZM130 191H131V189H130ZM130 191H129V192H130ZM182 191H183V190H182ZM201 191H204V190H201ZM239 191H240V190H238V192H239ZM259 191H260V190H259ZM261 191H263V190H261ZM261 191H260V192H261ZM147 192L150 193L149 191H147ZM160 192H161V190H160ZM183 192H184V191H183ZM217 192H218V191H217ZM217 192H214V193H217ZM234 192H236V191H234ZM122 193H123V192H122ZM136 193H137V192H136ZM144 193H145V192H144ZM162 193H163V192H162ZM187 193H188V192H187ZM192 193H193V192H192ZM197 193H198V192H197ZM242 193H243V192H242ZM247 193H249V192H247ZM247 193L245 192L244 195H246ZM263 193H264V192H263ZM129 194H130V193H129ZM145 194H146V193H145ZM212 194H213V193H212ZM218 194H219V193H217V195H218ZM236 194H237V193H236ZM253 194H254V193H253ZM260 194H261V193H260ZM139 195H140V194H139ZM162 195H163V194H162ZM196 195H197V194H196ZM202 195H204V193H203ZM202 195H201V197H202ZM213 195H214V194H213ZM213 195L210 196V198H211L210 201H212V196H213ZM224 195H225V194H224ZM227 195H229V193H228ZM230 195H229V196H230ZM248 195H249V194H248ZM91 196H92V195H91ZM128 196H129V195H128ZM148 196H149V195H148ZM148 196H147V197H148ZM159 196H160V195H159ZM163 196H164V195H163ZM172 196H173V195H172ZM192 196H193V195H192ZM194 196H195V195H194ZM207 196H208V195H207ZM215 196H216V195H215ZM220 196H221V197H220V198H221V201H220V199H217V200H219V201H217V202H219V203L221 202V203L223 204V202H222V197H223V195L220 194ZM238 196H239V195H238ZM256 196H257V193H256ZM262 196H263V194H262ZM156 197H157V196H156ZM167 197H168V196H166V198H167ZM227 197H228V196H227ZM244 197H245V196H244ZM249 197H250V196H249ZM41 198H42V197H41ZM108 198H109V197H108ZM154 198H155V197H154ZM160 198H162V197H160ZM160 198H159V199H160ZM183 198H184V197H183ZM183 198H182V199H183ZM217 198H219V197H217ZM223 198H226V197H223ZM229 198H230V197H229ZM240 198H241V197H240ZM252 198H253V197H252ZM258 198H260V197H258ZM47 199H48V198H47ZM47 199H46V200H47ZM144 199L147 200L146 198H144ZM148 199H150V198L148 197ZM155 199H156V198H155ZM157 199H158V197H157ZM159 199H158V200H159ZM167 199H168V198H167ZM169 199H170V198H169ZM187 199H188V198H187ZM201 199H202V198H201ZM213 199H214L213 201L215 202V201H216V200H215L216 198H213ZM237 199L240 200L238 197H237ZM255 199H256V198H255ZM255 199H254V200H255ZM261 199H262V198H261ZM261 199H260V201H259V200H258V201H259V203H260L259 205L262 206V203H261L262 201H261ZM64 200H65V199H64ZM91 200H92V199H91ZM140 200H141V199H140ZM163 200H164V199H163ZM171 200H172V199H171ZM175 200H176V199H175ZM197 200H200V199H197ZM202 200H203V199H202ZM223 200H224V206H225V205L227 204L226 200H228V198H227L226 200H225V199H223ZM229 200H230V199H229ZM235 200H236V199H235ZM242 200H246V199H243V198H242ZM248 200H249V202L251 201L250 199H248ZM256 200H257V199H256ZM29 201H30V200H29ZM33 201H34V200H33ZM37 201H38V200H37ZM128 201H129V200H128ZM128 201H127V202H128ZM132 201H133V200H132ZM156 201H157V200H156ZM167 201H168V200H167ZM177 201H178V200H177ZM204 201H205V200H204ZM210 201H209L208 203H212V202H213V201H212V202H210ZM232 201H233V200H232ZM232 201H230V202H232ZM34 202H35V201H34ZM47 202H48V201H47ZM94 202H95V201H94ZM173 202H174V201H172L171 203L173 204ZM225 202H226V203H225ZM240 202H241V201H240ZM246 202H247L246 204H250L248 201H246ZM38 203H39V202H38ZM106 203H107V202H106ZM136 203H137V202H136ZM138 203H139V201H138ZM164 203H165V202H164ZM175 203H177V202H175ZM175 203H174V204H175ZM180 203H181V202H180ZM180 203H179V204H180ZM185 203H186V202H185ZM199 203H200V201H199ZM199 203H198V204H199ZM206 203H207V202H204L203 205L206 204ZM219 203H218V204H219ZM221 203H220V204H221ZM242 203H243V202H242ZM168 204H170V201H169ZM168 204H167V205H168ZM172 204H170V205L172 206ZM182 204H183V203H182ZM182 204H181V206H182ZM187 204H188V203H187ZM194 204H195V203H194ZM220 204H219V207L221 206V208H222L223 206H222V204H221V205H220ZM246 204H245V205H246ZM254 204H257V202L254 203ZM36 205H37V204H36ZM130 205H131V203H130ZM183 205H184V204H183ZM208 205H210V204H208ZM213 205H214V204H213ZM213 205H211V206L213 207ZM230 205H231V204H230ZM238 205H240L241 207H243V206H242L243 204H240L239 202H238ZM252 205H253V204H252ZM252 205L250 204V206H252ZM51 206H52V205H51ZM138 206H139V204H138ZM154 206H155V203H154ZM164 206H165V205H164ZM164 206H163L162 208H160V209H162V211H161L162 214L170 213V214L172 215V213H174V214H175V213H176V214L179 213V210H180V209L178 208V205H177V208H178V209L176 208L175 212H174V210H173V208L176 207V204H175L174 207H173V206H172V207L169 206L170 209H169V208L167 209V206H165L166 208H164ZM185 206H186V205H185ZM188 206H189V205H188ZM215 206H217V205H215ZM226 206H227V205H226ZM226 206H225V208L223 207L225 210H226V208H227ZM236 206H237V203H236ZM247 206H248V205H247ZM261 206H260V207H261ZM160 207H161V206H160ZM189 207H191V206H189ZM189 207H188V208H189ZM209 207H210V206H209ZM209 207H208V208H209ZM219 207H218V208H219ZM248 207H249V206H248ZM260 207H259V208H260ZM140 208H141V207H140ZM140 208H139V209H140ZM153 208H154V207H153ZM215 208H216V207H215ZM221 208H220V209H221ZM223 208H222V209H223ZM233 208H235V207L233 206ZM246 208H247V207H246ZM252 208H253V206H252ZM257 208H258V207H257ZM259 208H258V209H259ZM85 209H86V208H85ZM139 209H138V211L140 212ZM160 209H159V211H160ZM165 209L167 210V212L165 211ZM182 209H183V208H182ZM182 209H181V211H182ZM189 209H190V208H189ZM195 209H196V208H195ZM243 209H245V208L243 207ZM243 209H242V210H243ZM253 209H254V208H253ZM79 210H80V209H79ZM108 210H109V209H108ZM154 210H155V209H154ZM163 210L165 211V213H164ZM168 210H170V212H169ZM171 210H173V211H171ZM183 210H185V208H184ZM197 210H198V209H197ZM217 210H218V209H217ZM233 210H234V209H233ZM239 210H240V208H239ZM239 210H238V208H236V215L238 214L237 211H239ZM242 210H241V211H242ZM262 210H263V207H262ZM55 211H56V210H55ZM124 211H125V210H124ZM147 211H148V210H147ZM157 211H158V210H157ZM181 211H180V213H181ZM185 211H186V210H185ZM201 211H202V210H201ZM209 211H210V210H209ZM234 211H235V210H234ZM241 211H240V212H241ZM260 211H261V210H260ZM132 212H133V211H132ZM144 212H145V211H144ZM149 212H150V211H149ZM187 212H188V211H187ZM194 212H195V211H194ZM221 212H222V211H221ZM228 212H229V210H227V213H228ZM230 212H232V211H230ZM255 212H257V211H255ZM49 213H50V212H49ZM102 213H103V212H102ZM126 213H127V212H126ZM137 213H138V212H137ZM141 213H142V212H141ZM141 213H140V215H141ZM182 213H184V212H182ZM190 213H191V212H190ZM198 213H199V211H198ZM212 213H213V212H211L210 215H212ZM216 213L220 215V213H218V211H217ZM216 213H215V214H216ZM224 213H225V211H224ZM224 213H223V212L221 213L222 216H223ZM227 213H226V214H227ZM232 213H233V212H232ZM234 213H235V212H234ZM234 213H233V215H231L232 218H233V216L235 215ZM246 213L248 214V210H247ZM249 213L251 214L250 211H249ZM263 213H264V211H263ZM99 214H100V213H99ZM111 214H112V213H111ZM123 214H124V213H123ZM123 214H122V215H123ZM135 214H136V213H135ZM157 214H158V213H157ZM170 214H169V216H171ZM174 214H173V215H174ZM196 214H197V213H196ZM196 214H195V215H196ZM217 214H216V216L214 215L213 217H217ZM228 214H229V213H228ZM230 214H231V213H230ZM230 214H229V217H231ZM253 214H254V212H253ZM257 214H258V213H257ZM34 215H35V214H34ZM55 215H56V214H55ZM131 215H132V214H131ZM140 215H138V216H140ZM158 215H161V213L158 214ZM167 215H168V214H167ZM177 215H178V214H177ZM177 215H174V216H177ZM182 215H183V216H182V219L185 218V217H184L185 215H184V214H182ZM205 215H206V214H205ZM205 215H203V216H205ZM210 215H209V217H210ZM219 215H218V219H217V221H219V220H221V219H224V218L219 219ZM251 215H252V214H251ZM261 215H263V214L261 213ZM61 216H62V215H61ZM84 216H85V215H84ZM128 216H129V215H128ZM128 216H127V217H128ZM150 216H151V215H150ZM153 216H154V214H153ZM156 216H157V215H155V217H156ZM179 216H181V215H179ZM190 216H191V214H190ZM192 216H193V215H192ZM201 216H202V215H201ZM201 216H200V217H201ZM226 216H228V215H226ZM243 216H244V215H243ZM248 216H249V215H248ZM255 216H256V214H255ZM99 217H100V216H99ZM132 217H133V216H132ZM155 217H154L153 219H155ZM166 217H167V216H166ZM171 217H172V216H171ZM220 217H221V216H220ZM224 217H225V215H224ZM245 217H246V216H245ZM249 217H250V216H249ZM252 217H253V216H252ZM262 217H263V216H260V218H262ZM65 218H66V217H65ZM125 218H126V217H125ZM141 218H142V217H141ZM156 218H157V219H156L155 221H159V222H160V220H158L159 217L157 216ZM163 218H165V217H163ZM163 218H162V219H163ZM172 218L174 219V218H176V217H172ZM178 218H179V217H177V219H178ZM187 218H188V217H187ZM205 218H206V217H205ZM207 218H208V217H207ZM210 218H211V217H210ZM241 218L243 219V217H241ZM254 218H256V217H254ZM257 218H258V216H257ZM57 219H58V217H57ZM60 219H61V218H60ZM130 219H131V218H130ZM138 219H139V218H138ZM151 219H152V218H151ZM153 219H152V220H153ZM165 219H166V218H165ZM168 219H170V217H169ZM177 219H176V220H177ZM180 219H181V218H179L178 221L182 222V220H180ZM190 219H191V218H190ZM203 219H204V218H203ZM212 219H214V218H212ZM225 219H228V218H225ZM233 219H234V218H233ZM237 219H238V218H237ZM237 219L235 220V222H239V223H240V221H239L240 218H239L238 221H237ZM246 219H247V217H246ZM248 219H249V218H248ZM248 219H247V220H248ZM131 220H132V219H131ZM135 220H136V219H135ZM142 220H143V219H142ZM147 220H148V219H146V221H147ZM149 220H150V218H149ZM152 220H151V221H152ZM176 220H175V221H176ZM192 220H194V219H192ZM199 220H200V219H199ZM199 220H196V221H199ZM201 220H202V217H201ZM214 220H215V219H214ZM255 220H256V219H255ZM137 221H138V220H137ZM146 221H145V222H146ZM153 221H154V220H153ZM166 221H167V219H166ZM169 221H170V220H169ZM169 221H168V222H169ZM178 221H177V222H178ZM210 221H211V220L209 219V222H210ZM212 221H213V220H212ZM217 221H216V223L219 224L220 222H217ZM228 221H229V220H228ZM228 221H227L226 223H228ZM230 221H231V223H230ZM230 221H229L228 224L231 226V228H233L235 225L232 227L233 221H232L231 219H230ZM243 221H245V220H243ZM253 221H254V220H253ZM263 221H264V220H263ZM25 222H26V221H25ZM61 222H62V221H61ZM122 222H123V221H122ZM132 222H133V220H132ZM162 222H163V225L161 224V226H162L163 228H165L164 225H166V227L169 228V227L167 226V223H168V222H167V223H164V219L162 220ZM191 222L193 223V221H191ZM209 222H208V224L214 222L213 224L216 225V224H215V221L210 222V223H209ZM222 222H225V221L223 220V221H221V223H222ZM250 222H251V220H250ZM250 222H248V226H249V223H250ZM255 222H257V220H256ZM255 222H254V223H255ZM147 223H148V221H147ZM154 223L157 224V222H154ZM172 223H173V222H172ZM172 223H171V224H172ZM195 223H196V222H195ZM239 223H237V224L240 225L241 223H240V224H239ZM244 223H245V222H244ZM41 224H42V223H40V225H41ZM118 224H122V223H119V222H118ZM131 224H132V223H131ZM137 224H139V223H137ZM151 224H152V223H151ZM171 224L169 223V226H170ZM179 224H180V223H179ZM179 224L175 223V224H173V226H174V225H179ZM182 224H183V222H182ZM184 224H185V222H184ZM196 224H197V223H196ZM224 224H225V223H224ZM234 224H235V223H234ZM237 224H236V225H237ZM255 224H256V223H255ZM116 225H117V224H116ZM127 225H128V223H127ZM148 225H149V223H148ZM159 225H160V224H158V229H159ZM198 225H199V224H198ZM202 225H204V222H203ZM210 225H211V224H210ZM219 225H220V224H219ZM221 225H222V224H221ZM225 225H227V224H225ZM225 225H223V226H225ZM252 225H254V224H252ZM257 225H258V224H257ZM69 226H70V225H69ZM71 226H72V225H71ZM89 226H90V225H89ZM95 226H96V225H95ZM161 226H160V228H162ZM183 226H184V225H183ZM183 226L179 225L178 227H175V228H176V230H177L178 228H181V227H183ZM186 226H187V225H185L184 227H186ZM200 226H201V225H200ZM204 226H205V225H204ZM211 226H212V225H211ZM211 226H210V227H211ZM230 226H229V227H230ZM240 226H242V225H240ZM261 226H264V225L261 224ZM36 227H37V226H36ZM96 227H97V226H96ZM107 227H108V226H107ZM110 227H111V226H110ZM130 227H131V226H130ZM154 227H155V226H154ZM202 227H203V226H202ZM210 227H209V228H210ZM217 227H218V226H214V227H212V228L215 229V228H217ZM221 227H222V226H221ZM89 228H90V227H88V229H89ZM119 228H120V227H118V229H119ZM135 228H137V227H135ZM144 228H145V227H144ZM186 228H187V227H186ZM194 228H195V227H194ZM205 228H206V227H205ZM219 228H220V227H219ZM222 228H223V227H222ZM226 228H228V227H226ZM231 228H230V229H231ZM235 228H236V226L234 227V229H235ZM240 228L242 229V227H240ZM245 228H247V227H245ZM251 228H252V227H251ZM48 229H49V228H48ZM111 229H112V228H111ZM121 229H122V228H121ZM182 229H183V228H182ZM187 229H190V228H187ZM210 229H211V228H210ZM220 229H221V228H220ZM220 229H219V230H220ZM258 229H259V228H258ZM261 229H264V228H261ZM142 230H143V229H142ZM152 230H153V228H152ZM161 230H162V229H161ZM167 230H168V229H167ZM172 230H173V229H172ZM176 230H173V232L176 231ZM180 230H181V229H180ZM180 230H179V231H180ZM184 230H185V228H184ZM184 230H183V232L185 233ZM203 230H204V228H203ZM215 230H216V229H215ZM215 230H214V231H215ZM217 230H218V229H217ZM228 230H229V228L227 229V231H228ZM237 230H240L239 227L237 228ZM242 230H243V229H242ZM253 230L255 231L256 229H253ZM79 231H80V230H79ZM113 231H114V230H113ZM126 231H127V230H126ZM136 231H137V230H136ZM143 231H144V230H143ZM165 231H166V229L164 230V232H165ZM179 231H178V232H179ZM181 231H182V230H181ZM188 231H189V230H188ZM210 231H211V230H210ZM212 231H213V230H212ZM227 231H226V232H227ZM230 231H231V232H234V231H232V230H229V232H230ZM258 231H259V230H258ZM94 232H95V231H94ZM104 232H105V231H104ZM134 232H135V231H134ZM137 232H138V231H137ZM158 232H159V231H158ZM160 232H161V231H160ZM164 232H163V233H164ZM173 232H171V233H173ZM176 232H177V231H176ZM215 232H216V231H215ZM222 232H223L222 230H221V232L219 231V237H217L218 239L220 238V233H222ZM226 232H224V233H226ZM242 232H243V231H242ZM246 232H247V230H246ZM248 232H249V231H248ZM263 232H264V231H263ZM71 233H72V231H71ZM96 233H97V232H96ZM113 233H115V232H113ZM152 233H153V231H152ZM167 233H169V232H167ZM180 233H181V232H180ZM192 233H193V232H192ZM212 233H214V232H212ZM217 233H218V231L216 232V235H217ZM227 233H228V232H227ZM227 233H226V234H227ZM87 234H88V233H87ZM134 234H135V233H134ZM139 234H140V232H139ZM156 234H157V233H156ZM161 234H162V233H161ZM165 234H166V233H165ZM165 234H164V236H165ZM176 234L178 235L179 233H176ZM182 234H183V233H182ZM214 234H215V233H214ZM37 235H38V234H37ZM121 235H122V234H121ZM127 235H128V234H127ZM131 235H132V234H131ZM131 235H130V237H131ZM159 235H160V234H159ZM169 235H170V234H168V236H169ZM174 235H175V234H174ZM183 235H184V234H183ZM187 235H189V234H187ZM192 235H193V234H192ZM222 235H225V234L222 233ZM222 235H221V237H222ZM237 235H239V234H237ZM237 235H236V236H237ZM243 235H244V234H243ZM251 235H252V234H251ZM256 235H257V234H256ZM260 235H261V234H260ZM33 236H34V235H33ZM86 236H87V235H86ZM143 236H144V235H143ZM143 236H141V237H143ZM152 236H153V235H151L150 237H152ZM164 236H163V234H162V236H159V237H160V240H163ZM178 236H181V235L179 234ZM193 236H194V235H193ZM214 236H215V235H214ZM227 236H228V234H227ZM233 236H235V235H233ZM240 236H241V235H240ZM48 237H49V236H48ZM92 237L95 239L94 236H92ZM113 237H114V236H113ZM124 237H125V236H124ZM161 237H163V238L161 239ZM170 237H171V236H170ZM170 237H169V238H170ZM172 237L176 238L175 236H172ZM186 237H187V236H186ZM191 237H192V236H191ZM194 237H195V236H194ZM238 237H239V236H238ZM241 237H243V236H241ZM260 237H261V236H260ZM107 238H108V237H107ZM114 238H115V237H114ZM134 238H135V237H134ZM166 238H167V236H166ZM178 238H179V237H178ZM183 238H185V237L183 236ZM188 238H189V236H188ZM224 238H225V236H224ZM224 238H222V239H224ZM228 238H229V237H228ZM228 238L226 239L227 241H228ZM231 238H232V237H231ZM231 238H229V239H231ZM121 239H122V238H121ZM144 239H145V238H144ZM149 239H150V241H152V240H151L152 238H149ZM167 239H168V238H167ZM167 239H164V240L167 241ZM181 239H182V237H181ZM207 239H208V238H207ZM207 239H206V240H207ZM240 239H242V238H239V240H240ZM253 239H254V238H253ZM261 239H262V238H261ZM96 240H97V239H96ZM111 240H113V239H111ZM126 240H128V238H127ZM133 240H134V239H133ZM140 240L142 241V239H140ZM164 240H163V241H164ZM184 240L186 241L187 238H185ZM189 240L192 241V239H190V238H189ZM189 240H187V242H184L183 246L186 245L185 243H188V244H189ZM198 240H199V238H198ZM206 240H205V241H206ZM226 240H224V242H226ZM232 240L236 241L235 239H232ZM255 240H256V239H255ZM262 240H263V239H262ZM16 241H17V240H16ZM118 241H119V240H118ZM135 241H136V240H135ZM158 241H159V240H158ZM172 241H173V239H172ZM175 241H176V240H175ZM182 241H183V239H182ZM240 241H241V240H240ZM93 242H94V241H93ZM132 242H133V241H132ZM138 242H139V241H138ZM159 242H162V241H159ZM167 242H168V241H167ZM180 242H181V241H179V242H175V243H180ZM206 242H207V241H206ZM206 242H205V244H207V245H205V246H208V242H209V241H208L207 243H206ZM238 242H239V241H238ZM252 242H253V241H252ZM261 242H262V241H261ZM34 243H35V241H34ZM153 243H154V242H153ZM162 243H164V242H162ZM175 243H174V246H175ZM182 243H183V242H182ZM202 243H204V242H202ZM217 243H218V242H217ZM222 243H223V242L221 241V245H222ZM236 243H237V242H236ZM255 243H256V242H255ZM255 243H253V244H255ZM78 244H79V243H78ZM89 244H90V243H89ZM94 244H96V242H95ZM141 244H144V243L142 242ZM146 244H147V242H146ZM148 244H149V243H148ZM148 244H147V246H148ZM151 244H152V243H151ZM157 244H158V243H157ZM240 244H242V243H240ZM240 244H238V245H240ZM249 244H250V243H249ZM257 244H258V243H257ZM13 245H14V244H13ZM35 245H36V244H35ZM37 245H38V244H37ZM72 245H73V244H72ZM84 245H85V244H84ZM97 245H98V244H97ZM129 245H130V244H129ZM160 245H161V244H160ZM163 245H164L165 248L161 247V246H162V245H161V246H160L161 248L159 247L160 251H161V249L166 250V247H168V248L170 247V244H168L167 246H165V244H163ZM179 245L181 246L182 244L180 243ZM179 245H178V246H179ZM191 245H192V244L190 243V245H188V246L190 247ZM193 245H194V243H193ZM209 245H210V242H209ZM221 245H219V246H221ZM227 245H230V244L227 243ZM235 245H236V244H235ZM49 246H50V245H49ZM85 246H86V245H85ZM89 246H90V245H88V247H89ZM112 246H113V245H112ZM138 246H139V244H138ZM138 246H137V247H138ZM140 246H141V245H140ZM142 246H143V245H142ZM156 246H157V245H156ZM178 246H176V248H177ZM180 246H179V248H182V247H180ZM188 246H187V247L185 246V248L187 249V250L185 249L186 252L188 251ZM197 246H198V245H197ZM205 246H204V247H205ZM240 246H241V245H240ZM243 246H244V244H243ZM247 246H248V245H247ZM251 246H252V244H251ZM18 247H19V246H18ZM98 247H100V245H98ZM118 247H119V246H118ZM171 247H172V246H171ZM201 247H202V246H201ZM209 247H210V246H209ZM232 247H233V246H232ZM236 247H237V246H236ZM236 247H235V248H236ZM253 247H254V246H253ZM21 248H22V247H21ZM57 248H58V247H57ZM92 248H93V247H92ZM96 248H97V247H96ZM120 248H121V247H120ZM153 248H154V247H153ZM168 248H167V251H166L167 254H165V251L162 253V254H165L164 256H167V255H168V252L170 253V250L168 251ZM173 248H174V247H172V249H173ZM183 248H184V247H183ZM191 248H192V246H191ZM193 248H194V247H193ZM195 248H196V247H195ZM195 248H194V249H195ZM197 248L200 249V247H197ZM206 248H207V250L209 249L208 247H206ZM239 248H240V247H239ZM81 249H82V248H81ZM85 249H86V248H85ZM85 249H84V250H85ZM93 249H94V248H93ZM133 249H134V248H133ZM140 249H141V248H140ZM172 249H171V252H172ZM189 249H190V248H189ZM194 249H193L192 251H194ZM199 249H198V250H199ZM210 249H211V248H210ZM225 249H226V248H225ZM242 249H243V248H242ZM242 249H241V250H242ZM52 250H53V249H52ZM104 250H106V249L104 248ZM111 250H112V249H111ZM113 250H115V249H113ZM118 250L120 251V249H118ZM118 250H117V251H118ZM122 250H123V249H122ZM129 250H131V249L129 248ZM141 250H142V249H141ZM176 250H178V248H177ZM195 250H196V249H195ZM203 250H204V248H203ZM220 250H222V249H220ZM227 250H228V249H227ZM238 250H239V249H238ZM249 250H250V248H249ZM145 251H146V250H145ZM147 251H148V250H147ZM149 251H150V248H149ZM160 251H159V252H160ZM185 251H184V253H185V255H186V252H185ZM190 251H191V249H190ZM204 251H206V250H204ZM204 251H203V253H204ZM209 251L212 252V250H209ZM209 251H208V255L210 254ZM236 251H237V250H236ZM236 251H235V252H236ZM88 252H89V251H88ZM90 252H91V251H90ZM92 252H93V251H92ZM98 252H100V251H98ZM115 252H116V251H115ZM122 252H123V251H122ZM179 252H180V254H181V250H179ZM194 252H195V251H194ZM221 252H222V254H223L224 251H220V253H221ZM238 252H240V251H238ZM238 252H237V253H238ZM33 253H35V252H33ZM33 253H31V255H32ZM38 253H41V251L38 252ZM60 253H61V252H60ZM67 253H69V252H67ZM102 253H103V252H102ZM131 253H132V252H131ZM138 253H140V252H138ZM138 253H137V254H138ZM160 253H161V252H160ZM173 253H178V252H172V254H171L172 256L176 255V254L173 255ZM184 253H182V254H184ZM213 253H214V251H213ZM224 253H225V252H224ZM244 253H245V252H244ZM87 254H89V253H87ZM93 254H94V252H93ZM123 254H124V253H123ZM126 254H127V253H126ZM132 254H133V253H132ZM162 254H160V256H162ZM182 254H181V255H182ZM190 254H192V253L190 252ZM204 254H206V253H204ZM211 254H212V253H211ZM225 254H226V253H225ZM238 254H239V253H238ZM250 254L252 255V253H250ZM250 254H249V255H250ZM114 255H115V254H114ZM127 255H128V254H127ZM169 255H170V254H169ZM171 255H170V256H171ZM178 255H179V253H178ZM220 255H221V254H220ZM223 255H224V254H223ZM226 255H227V254H226ZM235 255H236V254H235ZM240 255H241V254H240ZM65 256H66V255H65ZM104 256H105V254H104ZM111 256H112V255H111ZM134 256H135V255H134ZM148 256H149V255H148ZM148 256H147V258H148ZM164 256H163L162 258L160 257V258H161V261H162V259L164 258ZM170 256H167V257H168V260H169ZM183 256H184V255H183ZM183 256H181V257H183ZM188 256H189V255H188V253H187V257H188ZM191 256H192V255H191ZM197 256H198V255H197ZM202 256H203V255H202ZM237 256H238V255H237ZM247 256H248V255H247ZM32 257H33V256H32ZM32 257H30V259H31ZM45 257H46V256H45ZM62 257H63V256H62ZM66 257H67V256H66ZM87 257H88V256H87ZM100 257H101V256H100ZM102 257H103V256H102ZM151 257H152V256H151ZM154 257H155V256H154ZM174 257H175V256H174ZM174 257H173V258H174ZM176 257L178 258L177 255H176ZM185 257H186V256H185ZM185 257H184V258H185ZM203 257H205V256H203ZM203 257H202V258H203ZM231 257H232V256H231ZM241 257H242V256H241ZM249 257H250V256H249ZM253 257H254V255H253ZM68 258H69V257H68ZM70 258H71V257H70ZM94 258H95V257H94ZM94 258H93V259H94ZM96 258H97V257H96ZM105 258H106V257H105ZM118 258H119V256H118ZM125 258H126V257H125ZM125 258H124V259H125ZM127 258H128V257H127ZM129 258H130V257H129ZM160 258H159V259H160ZM189 258H191V257H189ZM189 258H188L187 260H189ZM193 258H194V257H193ZM193 258H192L191 261H193ZM221 258H222V255H221ZM224 258H226V257L224 256ZM236 258H238V257H236ZM236 258H235V260H236ZM251 258H252V257H251ZM258 258H259V257H258ZM99 259H100V258H98L97 260H99ZM131 259H132V258H131ZM135 259H136V258H135ZM135 259H134V260H135ZM145 259H146V258H145ZM149 259H150L151 261H153L151 258H149ZM153 259H154V258H153ZM170 259H171V258H170ZM179 259H180V257H179ZM181 259H182V261H183V258H181ZM203 259H204V258H203ZM228 259H229V258H228ZM241 259H242V258H241ZM246 259H247V258H246ZM28 260H29V259H28ZM70 260H71V259H70ZM106 260H107V259H106ZM115 260H116V258H115ZM115 260H114V261H115ZM120 260H121V259H120ZM128 260L130 261V259H128ZM157 260H158V259H157ZM196 260L198 261V257L196 258ZM200 260H201V259H200ZM204 260H205V259H204ZM208 260H209V259H208ZM239 260H240V259H238V261H237V260H236V261L239 262ZM29 261L31 262L32 260H29ZM41 261H42V260H41ZM57 261H59V260H57ZM57 261H56V262H57ZM73 261H74V260H73ZM81 261H82V260H81ZM90 261H92V260H90ZM102 261H103V259H102ZM107 261H108V260H107ZM111 261H113V260H111ZM111 261H110V262H111ZM123 261H124V260H123ZM145 261H148V260H145ZM174 261H176V260H174ZM178 261H179V260L177 259V264H178ZM191 261H190V262H191ZM224 261H225V260H224ZM241 261H242V260H241ZM254 261H255V260H253L252 262H254ZM62 262H63V261H62ZM84 262H85V260H84ZM115 262H116V261H115ZM165 262H166V259H165L162 263L165 264ZM180 262H181V260H180ZM200 262H201V261H200ZM205 262H206V261H205ZM211 262H212V261H211ZM211 262H210V263H211ZM245 262H246V260H245ZM247 262H249V261H247ZM252 262H251V260H250V264H252ZM256 262H257V261H256ZM41 263H42V262H41ZM70 263H71V262H70ZM92 263H94V262H92ZM92 263H91V264H92ZM117 263H118V261H117ZM122 263H123V262H122ZM126 263H128V262H126ZM134 263H135V262H134ZM160 263H161V262H160ZM162 263H161V264H162ZM167 263H168V262H167ZM167 263H166V264H167ZM171 263H173V262L171 261ZM175 263H176V262H175ZM188 263H189V262H188ZM188 263H187V264H188ZM259 263H260V262H259ZM30 264H31V263H30ZM57 264H58V263H57ZM94 264H95V263H94ZM97 264H99V263H97ZM110 264H111V263H110ZM141 264H143L142 261H141ZM147 264H148V263H147ZM156 264H158V263L156 262ZM169 264H170V263H169ZM180 264H181V263H180ZM192 264H194V263L192 262ZM195 264H197V263H195ZM201 264H204V262H202ZM208 264H209V263H208ZM212 264H214V263L212 262ZM232 264H234V263H232ZM236 264H237V263H236Z\"/></svg>", "mask_w": 264, "mask_h": 264}]
</instances>
